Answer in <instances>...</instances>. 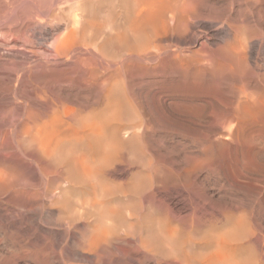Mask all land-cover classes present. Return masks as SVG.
<instances>
[{
    "label": "rangeland",
    "instance_id": "1",
    "mask_svg": "<svg viewBox=\"0 0 264 264\" xmlns=\"http://www.w3.org/2000/svg\"><path fill=\"white\" fill-rule=\"evenodd\" d=\"M91 1H92V6H91ZM99 3H98V2ZM102 1H105L110 7L108 8V5H106L105 2H102ZM112 0H0V19H6V18H9V17H13L15 19H17V23L14 24L13 26H10V27H1L0 28V97L1 98H5L6 96H70L71 98L74 97V96H79L80 98V101H85L84 99H86L84 96H92V98H90L91 101H94L95 97L94 96H111L112 95V102L113 105L111 107V110H112V113L114 115V120H112V128L113 129V141L116 142L114 143V146L115 147V150H114V153L115 155L113 156V164H112V170L115 168L116 170H118L116 172V170H113L112 173H113V176H114V184L116 185V188L114 186V189H113V196H114V203H118V205H122V207H127L125 210L126 212H133L135 214H138L137 212L139 211V213H141L142 216L143 215V211L144 209L141 210V208H143V206H141V204H138V200H140V202L142 203L141 199L142 197L144 198V196H148V194L144 193L146 192L152 185L153 182H155V180L159 179L162 177L164 179H167L169 178L168 181H172L171 182H174V181H179L180 180V177L181 179L184 180L183 182V190L181 191L180 189H182L181 187L176 188H171L170 192L171 194H167L168 196H166V193L168 192H161L159 194V200L161 198L162 201L160 202H163V204H165V206L170 209V214L167 213V212H162V214L160 215V217H162V222L160 221V223L162 225L165 224V217L167 218V221H168V217L170 215V221H168V225H172L175 224L177 225H180V229H181V232L182 234L181 235V238H183V235L184 237H186V235L188 236L189 234H191L193 232L192 235H195L194 233L196 232V236H192V238L194 239H197L196 241H200V239L202 238V236L204 235V232H210L209 229L213 232L215 231H218L223 233L224 234V238H226V242L228 243V245L230 244V246L227 245L228 248H231L233 246L234 250H236L237 254L239 252V255L245 257H243V260L245 262H249L250 264H264V261L262 262L261 260H264V257L262 256L264 254V252H261L264 250V122H263V118H264V87L262 86L264 84V74L262 76V72L264 73V32H263V36L261 35L263 29H261V27H263L264 23H260V22H264V19H262L264 17V11H261V10H264V0H207V2H205L203 0H198L193 2V0H182L181 2L183 3V5H187V3H190V5L188 4L186 6V9L189 10V14H192L189 15V24H188V28L187 30L182 33V34H177L175 33L173 30L171 29H168V30H162V31H159V35H161L158 39V36H157V39H156V42L155 39L153 41L154 45H150L148 47H140L139 45H137V43L134 41L135 39H132L130 38L127 42L126 41H121L117 43V41H109L107 39V36H109L110 34L113 33V29L111 28L110 30L108 28H110L109 26H111L112 24H116L117 27H119L120 25V28H123L125 24H127V19H128V16L130 15V12L132 10V6H133V2L129 3L130 0H113L112 2H115V3H112L111 2ZM123 2V5H124V1H125V4L127 5L128 3V6L126 7V5L122 6V3H119V2ZM127 1V2H126ZM132 1V0H131ZM212 4H210L209 2ZM81 3V6L80 3ZM102 2V3H101ZM112 4H115L114 5H110L109 3ZM186 2V3H184ZM197 2L202 5V7H205L202 8L199 4H197ZM13 5H12V4ZM53 3V4H52ZM75 3H77L76 5H74ZM83 3V4H82ZM85 3L88 4L85 6ZM119 3V4H118ZM207 3V4H206ZM250 4V8L248 7L249 4ZM262 3V5H261ZM8 4L10 6H12L11 8L8 7ZM16 6H15V5ZM94 4V6H93ZM96 4V6H95ZM101 4V6L98 5ZM105 4V5H104ZM256 4V5H255ZM259 4V5H258ZM74 5V6H73ZM83 5V6H82ZM104 5V6H102ZM117 5V6H116ZM217 5L219 6V8L221 9V7H224L223 9H221V12L225 10V14H227L226 16H228V19H226L227 17H224L225 15L220 14L219 15H216V16H211V10H210V7L211 6H216ZM247 5V7L245 6ZM7 6V7H6ZM52 6V7H51ZM72 8H71V7ZM79 6V8H77ZM85 6V7H84ZM121 6L122 9H120L119 7ZM130 6V8H129ZM188 6H190L189 8L193 9L194 7V10L190 11V9L188 8ZM201 7L202 9H204V11L201 9L199 10L198 8ZM210 6V7H209ZM221 6V7H220ZM244 6V7H243ZM256 7V9L254 7ZM69 7L71 9H69ZM88 7V9H87ZM94 9V11L96 10V7L98 8L95 12L91 10V8ZM106 7V8H105ZM113 7H115V10L117 9L116 7H118L117 11L114 10V12H117V13H114L112 12V9ZM125 7V11L123 10ZM198 7V8H197ZM247 8L245 9L244 11V8ZM261 9H260V8ZM263 7V8H262ZM10 11H15L14 13L13 12H10ZM36 8L38 10H36ZM81 8V9H80ZM83 8V9H82ZM86 8V9H84ZM103 8V10H101ZM108 8V9H107ZM129 8V9H128ZM197 8V9H196ZM207 8V9H206ZM226 8V9H225ZM229 8V9H227ZM231 8V9H230ZM243 8V11H241V9ZM253 8V9H252ZM16 9V10H15ZM31 9V10H30ZM35 9V11H34ZM73 9V10H72ZM83 11L81 14L80 10ZM111 9V10H109ZM128 9V10H127ZM240 9V11H239ZM7 10V11H6ZM62 10V11H61ZM70 10V12H69ZM77 10H79L80 14L77 12ZM87 10V11H86ZM127 10V11H126ZM195 10H197V13ZM230 10V11H229ZM249 10V12H248ZM3 11V12H2ZM5 12V14H3ZM45 11V12H44ZM85 11V12H84ZM103 11V13L101 12ZM106 13H105V12ZM108 11H110L108 13ZM121 11H124V12H121ZM240 14H239V12ZM252 11H256V13H252ZM10 14H9V13ZM34 12V13H33ZM40 12V13H39ZM74 12V13H72ZM88 12V13H87ZM94 12V13H93ZM118 12L120 13L119 16L117 17L118 15ZM126 12V14H124ZM205 12V15H201L202 13ZM227 12V13H226ZM231 12V13H230ZM262 12V13H261ZM37 15H36V14ZM39 13V14H38ZM43 13V15H42ZM68 13H71L69 14L68 16ZM92 13V15H91ZM100 13V14H99ZM111 13H113L114 15H112ZM128 13V14H127ZM207 13V14H206ZM210 13V15L208 16V14ZM237 13V17L239 19H237V17L235 16L234 18V15ZM252 14L254 15L253 18L251 17L252 15H249V14ZM13 14V15H12ZM41 14V16H40ZM73 14H78L77 17L80 18L82 16H86L89 18H92L94 21V23L96 24L97 27H99L98 29L99 30H102L100 33V31L95 30L96 32H89V33H86V34H81V32H78L76 33L75 35L69 33V28L71 27L70 24H72V20H73ZM94 14V15H93ZM97 14V15H96ZM104 14V15H102ZM105 14L106 17H105ZM109 14V15H108ZM123 14V15H121ZM243 14V15H241ZM262 14V15H260ZM3 15V17H2ZM5 15V16H4ZM7 15V16H6ZM35 15V16H34ZM66 15V17H65ZM72 15V16H70ZM96 15V16H95ZM125 15V16H124ZM128 15V16H127ZM213 15V14H212ZM231 15V16H230ZM246 15V16H244ZM259 15V17H258ZM90 16V17H89ZM99 16V17H98ZM102 16V17H100ZM104 16V17H103ZM108 16V17H107ZM123 16V17H121ZM192 16V17H191ZM219 16V17H217ZM223 17L224 19H221L220 18ZM233 16V17H232ZM244 16V17H243ZM261 16V18H260ZM68 17V18H67ZM71 17H73L71 20H69ZM96 17V18H95ZM120 20L118 22V20ZM126 17V18H125ZM231 17H232V20L234 18V21L231 20ZM242 17V18H241ZM250 17V21L248 20V18ZM67 18V19H66ZM85 18V17H84ZM101 18H107L106 20L105 19H101ZM121 18V19H120ZM122 18L124 19V21L122 20ZM216 18V19H215ZM220 18V19H219ZM247 18V19H246ZM258 18V19H257ZM261 20H260V19ZM4 19V20H5ZM100 19V22L98 21ZM116 19V20H115ZM191 19V21H190ZM236 19V20H235ZM244 19H246L245 23L246 25H248L249 28V36H247V43H249L247 45L246 50H244V56H245V60H249V62L246 60V63L244 66L243 65H238V64H235V62H229L228 60H226L225 58H222L220 56V54H218L219 52L217 51V46L215 45L216 43L219 45L221 44V40L220 39H223L222 40V43L223 41H226L227 39H229V36H227L226 34H229L230 37H231V26L232 24L234 23H237L236 21H238V23H244ZM254 19V21H253ZM255 19H257V23L254 24ZM108 20V21H107ZM241 20V21H240ZM68 21H71V23ZM103 21V22H102ZM116 21V23H115ZM122 21V22H121ZM108 22V23H107ZM173 22V21H172ZM171 21H169V23L171 24L170 26L174 25V22L172 23ZM66 25H65V24ZM121 23H123L121 25ZM231 23V24H230ZM251 23V24H250ZM260 23V24H259ZM69 26H68V25ZM64 25V26H63ZM103 25H107L106 27H103ZM250 25V26H249ZM255 25V26H254ZM262 25V26H261ZM73 26V25H72ZM193 26V27H192ZM66 27V28H65ZM189 27H192L191 29ZM261 30V32L259 31V29ZM101 28V29H100ZM107 29V30H104V29ZM119 28V29H120ZM189 29V30H188ZM105 32H104V31ZM111 30H113L112 32H110ZM256 30V31H255ZM68 31V33H67ZM107 31V32H106ZM109 31V32H108ZM171 31V33L174 35L175 34V37L173 35H171V33H169ZM255 31V32H254ZM104 32V33H103ZM186 32H188V34H185ZM257 32V33H256ZM96 33V34H95ZM107 33V35L105 34ZM110 33V34H108ZM164 33V34H163ZM260 33V34H259ZM100 34H103V35H100ZM171 36H170V35ZM177 34V36H176ZM191 34V35H190ZM185 38H184V36ZM190 35V37L192 38H188ZM251 35V36H250ZM254 35V36H253ZM256 35V36H255ZM261 35V36H260ZM72 36V37H71ZM74 36V37H73ZM91 36V37H90ZM97 36V37H96ZM103 38L100 39L101 40V44H100V40H99V37ZM165 36V37H164ZM174 39H173V37ZM181 36V37H180ZM257 36H260L259 38ZM88 37V38H87ZM94 37V38H93ZM162 37V40H160ZM172 37V38H171ZM187 37V38H186ZM195 37V38H194ZM252 37V38H251ZM167 42V44L164 42L165 40ZM168 38V39H167ZM172 40H170V39ZM177 38V39H175ZM180 38V39H178ZM193 38L195 39V41L193 40ZM225 38V39H224ZM249 38H251L250 40H248ZM95 42H93V40ZM98 39V40H97ZM107 39V40H106ZM191 39V40H190ZM131 40H132V43L131 44ZM160 40V41H159ZM168 40V41H167ZM183 40V41H182ZM190 40V43L194 42L193 44H190L187 43L188 41ZM218 40V41H217ZM99 43H98V42ZM106 41V42H105ZM107 41H109L107 43ZM173 41V42H171ZM185 41V42H184ZM97 42V43H96ZM112 42V44H111ZM115 42V43H114ZM130 42V43H129ZM162 42V43H161ZM174 42L176 44V42H182L183 44L181 45V43H177L176 46L180 47L178 48L177 50V47H175L174 45ZM106 43V44H105ZM117 43V44H116ZM134 43L138 46L135 47ZM158 43V44H157ZM169 43V45H168ZM97 44V45H96ZM108 44L109 45V49H106L108 48ZM115 44V45H114ZM118 44H121V48H119L120 46ZM162 44V45H161ZM166 44V45H164ZM174 46H173V45ZM82 45V46H81ZM85 45H87L85 47ZM105 45V46H104ZM107 45V46H106ZM112 45V47L110 48V46ZM118 45V47L116 46ZM125 46V47H122ZM160 45V47H159ZM172 45V46H171ZM180 45V46H179ZM82 48H80V47ZM114 46V47H113ZM132 46V47H130ZM166 46V47H165ZM204 46V47H203ZM207 46V47H206ZM246 46V44H245ZM250 46V47H249ZM253 46V47H252ZM153 47V48H152ZM176 48L175 50L173 48ZM182 47V48H181ZM212 47V48H211ZM114 48V51H111L113 50ZM118 48V49H117ZM126 49L124 50V54L122 53L123 52V49ZM129 52H128V50ZM153 51H152V49ZM167 48V49H166ZM185 48V49H184ZM202 48V50H201ZM208 48V50H206ZM248 48H251V49H248ZM78 49V50H76ZM117 49V50H116ZM149 49V50H148ZM165 49V50H164ZM173 49V50H172ZM213 51H212V50ZM216 49V50H215ZM87 50V51H86ZM90 50V51H89ZM108 50L110 52H108ZM119 50V51H118ZM162 50V51H161ZM168 50V51H167ZM180 50V51H179ZM188 50V52H187ZM204 51H207V52H203ZM80 51V52H79ZM82 51V52H81ZM85 51V52H84ZM106 51V52H105ZM118 51V53H117ZM122 51V52H121ZM127 51V52H126ZM132 51V52H131ZM146 51V53H145ZM148 51H149V54H148ZM161 51V52H160ZM166 51V52H165ZM176 51V52H175ZM202 51V52H200ZM212 51V52H211ZM79 52V53H77ZM90 53V55H88V53ZM92 52V53H91ZM108 52V53H107ZM114 52V53H112ZM121 52V53H119ZM143 52V53H142ZM151 52V53H150ZM158 52V54H157ZM175 52V54H174ZM185 52V53H184ZM213 53L214 55L210 54V53ZM249 52V53H248ZM73 53V54H72ZM86 55H84V54ZM142 53V55H141ZM145 53V54H144ZM156 53V54H155ZM182 53V54H180ZM187 53V54H186ZM204 53H207V55H204ZM211 55L209 56L208 55ZM216 53V54H215ZM99 54V55H98ZM111 54V55H110ZM118 56H115L117 55ZM122 54V55H120ZM127 54V55H126ZM130 54V55H129ZM136 57V60H135V56ZM161 54V55H160ZM172 54V55H171ZM185 54V55H184ZM203 54V55H202ZM77 57H76V56ZM81 57H80V56ZM96 58H95V56ZM129 55V56H128ZM134 57H133V56ZM179 57H178V56ZM187 55V57H186ZM192 55V57H191ZM218 55V56H217ZM248 55V56H247ZM91 56V57H90ZM120 56H124L122 59L120 58ZM126 56V57H125ZM128 56V57H127ZM154 61L153 60V58ZM182 56V57H181ZM196 56V57H195ZM201 56V57H200ZM214 56V57H213ZM87 57V58H86ZM101 57V58H100ZM130 57V58H129ZM134 60H132L133 58ZM176 57V58H175ZM198 57V58H197ZM203 57V58H202ZM207 57V59H206ZM218 57V58H217ZM82 60H80V59ZM94 58V60L92 59ZM103 58V59H102ZM141 58V59H140ZM148 58H151V59H148ZM195 58V59H194ZM200 58V59H199ZM215 58V59H213ZM222 58V59H220ZM258 58V59H257ZM121 61H120V60ZM146 59V60H145ZM168 61H167V60ZM171 59L173 61H171ZM205 59V60H204ZM219 59V60H218ZM253 59V60H252ZM256 59V60H254ZM139 60V61H138ZM143 60V62H142ZM178 60V62H177ZM180 60V61H179ZM202 60V62H201ZM211 60V61H209ZM214 60H218L219 63H217L218 61H214ZM252 60V62H250ZM36 61V62H34ZM80 61V62H79ZM85 61V63H84ZM104 61L106 62V64L104 63ZM152 62L149 64V62ZM159 61V62H158ZM200 61V62H199ZM209 61V62H207ZM257 63H256V62ZM94 62V63H93ZM96 62V63H95ZM116 62V63H115ZM119 62V64H117ZM121 62V63H120ZM141 62V63H140ZM165 62V63H163ZM177 62V63H176ZM187 62V63H186ZM192 62V64H190ZM206 62V64L204 63ZM221 62V63H220ZM225 62V63H224ZM231 66V68L229 67V65ZM79 63V64H78ZM84 63V64H82ZM107 63H110V64H107ZM125 65H124V64ZM147 63L148 65V68L146 67L147 65H145ZM157 66H153L154 68L152 69V65L154 64ZM162 63V65H161ZM168 63V64H167ZM175 63V64H174ZM201 63V64H200ZM203 63V64H202ZM253 63V64H252ZM261 63V64H260ZM35 64V65H34ZM57 64V65H56ZM83 65V66H80V65ZM121 64V65H120ZM164 64V65H163ZM197 64V65H195ZM226 64V65H225ZM257 64V65H256ZM258 64H260V67L258 66ZM103 65V66H102ZM109 65V66H107ZM115 65V66H114ZM145 65V66H144ZM149 65H150V68H149ZM168 65V66H167ZM206 65V66H205ZM236 65V67H235ZM253 65V66H252ZM76 66V67H74ZM92 66V67H91ZM115 68H114V67ZM124 66V68L122 67ZM167 66V68L165 67ZM170 66V67H169ZM196 66V67H194ZM200 68H199V67ZM203 66V67H202ZM210 66V67H209ZM239 66V67H238ZM249 66V67H248ZM257 66V68L255 67ZM80 67V68H79ZM121 67V68H120ZM145 67L147 69H145ZM180 67V69H179ZM190 67V68H189ZM206 67V68H205ZM220 67V69H219ZM253 67V68H252ZM261 67H263L262 69H260ZM21 68V69H20ZM91 68V69H90ZM112 68V69H111ZM118 68V69H117ZM129 68V69H128ZM142 68V70H141ZM158 68V69H157ZM159 68H160V71L162 70H165V71H159ZM166 68V69H164ZM177 68V70H176ZM182 68V69H181ZM184 68V69H183ZM196 68V69H195ZM197 68L199 70H197ZM211 70H210V69ZM231 71L230 74H228L230 71ZM244 68V69H243ZM247 68V69H246ZM250 68V69H249ZM255 68V69H254ZM57 69V70H55ZM139 69L140 70V73H139ZM154 69H156L154 71ZM175 69V70H174ZM179 69V70H178ZM233 69V71L231 70ZM242 69V71H241ZM260 69V70H259ZM114 70V71H113ZM116 70V71H115ZM121 70V71H120ZM132 70V71H131ZM136 70V72H135ZM146 70V71H145ZM153 70V71H151ZM158 70V72H156ZM182 72H181V71ZM188 70V72H187ZM197 70V71H196ZM201 70V71H200ZM206 70V73L204 71ZM208 70V71H207ZM226 70V71H225ZM251 70V71H250ZM257 70V71H256ZM123 72L122 74L120 72ZM125 71V72H124ZM134 71V73H133ZM142 71V72H141ZM149 71V72H148ZM177 71V72H176ZM190 71V72H189ZM192 71V72H191ZM199 71V73H198ZM210 71V72H209ZM240 71V72H239ZM250 71V73L248 72ZM254 71V72H252ZM260 71H262L260 73ZM111 72V73H110ZM128 72V73H127ZM147 72V73H146ZM152 72V73H151ZM154 72V73H153ZM156 72V73H155ZM194 72H196V74H194ZM247 72L249 73V75H246ZM258 72V73H257ZM150 73V75H149ZM178 73V75H177ZM181 75H180V74ZM185 73V74H184ZM204 73V75H203ZM211 73V74H210ZM254 73V74H253ZM120 74L122 76H120ZM124 74V75H123ZM127 74V75H125ZM140 76H138V75ZM192 74V77L191 75ZM200 76H199V75ZM206 74V75H205ZM227 74V75H226ZM239 74V75H238ZM253 75L252 77L250 76ZM261 74V75H260ZM103 75H107L106 77ZM136 75V76H135ZM176 75V76H175ZM180 75V76H179ZM186 75V76H185ZM211 75V76H209ZM230 75L231 78H233L231 80V78L228 76ZM242 75V76H240ZM258 75V76H257ZM88 76V77H87ZM124 76V77H123ZM134 76V77H132ZM175 76V77H174ZM178 76V77H177ZM190 76V77H189ZM206 78H205V77ZM209 76V77H208ZM234 76L235 78L239 79L240 77H242L244 79H241L240 78V81L242 82H239V80L236 81V79H234ZM246 76V77H245ZM249 76V77H248ZM103 77V78H101ZM111 77V78H110ZM121 77L123 79H121ZM193 77H194V81H193ZM204 77V78H203ZM208 77V78H207ZM228 77V79H227ZM239 77V78H238ZM105 78V79H104ZM179 78V79H178ZM182 78V79H181ZM186 78V79H185ZM192 78V79H191ZM196 78L198 80H196ZM212 78V79H211ZM218 78V80H217ZM230 78V79H229ZM247 78V79H246ZM249 78V79H248ZM258 78V79H256ZM88 79V80H87ZM94 79V80H93ZM208 79L209 80V83H208ZM226 79V81H225ZM262 79V80H261ZM98 80V81H97ZM188 80V82H187ZM192 80V82H191ZM196 80V81H195ZM205 80V82H204ZM228 80V81H227ZM229 80H231V82H229ZM234 80V81H233ZM247 83H246V81ZM258 80V81H257ZM259 80L263 81V82H260ZM84 81V82H83ZM92 81V82H91ZM97 81V82H96ZM174 83H173V82ZM180 81V82H179ZM190 81V82H189ZM204 83H202V82ZM214 81V82H213ZM234 83H233V82ZM250 81V82H249ZM257 81V82H256ZM179 82V83H178ZM187 82V83H186ZM196 84H193L195 83ZM200 82V83H199ZM236 82V83H235ZM173 83V84H172ZM176 83V84H175ZM232 85L230 86L229 84ZM242 83V84H241ZM246 83V85L244 84ZM252 83V85H251ZM259 85H257V84ZM99 84V85H98ZM184 84V86H183ZM202 84V85H201ZM206 84V85H205ZM211 84V85H209ZM222 84L227 85L226 87H224ZM187 85V86H186ZM190 85V86H189ZM208 85V88H205L207 87ZM222 85V86H221ZM237 85V86H236ZM249 85V86H248ZM255 87H254V86ZM172 86V87H171ZM186 86V87H185ZM196 86V87H195ZM210 86V87H209ZM237 87V88H234V87ZM261 86V87H260ZM125 87V88H124ZM174 87V88H173ZM176 87V88H175ZM188 87V88H187ZM191 87V88H190ZM221 87V88H220ZM224 87V88H223ZM247 87L250 89L247 90ZM257 87V88H256ZM108 88V89H107ZM178 88V89H177ZM181 88V89H180ZM194 88V89H193ZM203 88V89H202ZM205 88V89H204ZM214 88V89H213ZM227 88V89H226ZM254 88V89H253ZM260 88L263 90L260 91ZM106 89V90H105ZM125 89V90H124ZM183 89V90H182ZM191 89V90H189ZM212 89V90H211ZM223 89V93L221 92V90ZM234 89V90H233ZM245 91H244V90ZM259 89V90H257ZM59 90V91H58ZM182 90V91H181ZM215 90V91H214ZM227 93H226V91ZM230 90H232L230 92ZM248 92H247V91ZM126 91V92H125ZM190 93H187L189 92ZM231 93H229V92ZM119 92V94H118ZM198 92V93H197ZM210 92V93H209ZM235 92V94L233 93ZM259 92V93H258ZM124 93V94H123ZM237 93V95H236ZM245 93V94H243ZM258 95H261L258 96ZM117 95V97H116ZM120 95V96H119ZM234 97H233V96ZM243 95V97H242ZM246 95V96H245ZM263 95V96H262ZM3 96V97H2ZM174 96V97H173ZM177 96V97H175ZM180 96V97H179ZM185 98V100L182 98ZM205 96V98H204ZM209 96V97H208ZM232 96V97H231ZM237 96V97H236ZM252 96V97H251ZM69 97V99H70ZM83 97V98H82ZM116 97V98H115ZM121 97V98H120ZM127 97V98H126ZM130 97V98H129ZM198 97V98H195ZM224 97V98H223ZM229 97V98H228ZM245 97V99H244ZM252 98L250 100V98ZM260 97V98H259ZM94 98V99H93ZM115 98V99H113ZM125 98V99H124ZM179 98V100L177 99ZM191 98V99H190ZM213 98V99H212ZM218 98V99H217ZM222 98V99H220ZM235 98V99H234ZM240 100L241 98H243L244 100H241V101H238V99ZM246 98H249L246 99ZM256 98V99H255ZM263 100H262V99ZM124 99V100H123ZM130 99V101L128 100ZM188 99V100H187ZM196 101H195V100ZM215 101V103L212 101V100ZM232 99V100H231ZM255 99V100H254ZM12 100V99H11ZM89 100V101H90ZM122 100V102H121ZM199 100V101H198ZM201 100V101H200ZM205 100V101H204ZM208 100V101H207ZM234 100V101H233ZM254 100V101H253ZM261 100V101H260ZM118 101V104L117 102ZM120 101V102H119ZM188 101V102H187ZM195 101V102H193ZM203 101V102H202ZM211 101V102H210ZM229 101V102H228ZM263 101V102H262ZM100 102V100H99ZM129 102V103H128ZM178 102V103H177ZM199 102V103H198ZM206 104H205V103ZM218 102V106H215L217 105L216 103ZM228 102V103H227ZM233 102H235L234 104H232ZM241 102V104H240ZM261 102V103H259ZM116 103V104H115ZM123 103V104H121ZM125 103V104H124ZM127 103V104H126ZM191 103V104H190ZM204 103V104H202ZM215 105H214V104ZM220 103V104H219ZM239 105H238V104ZM246 103V104H245ZM250 104V106L252 107H249L247 106L248 104ZM172 104V105H171ZM175 104V106H174ZM212 106V107H210ZM121 105V106H120ZM124 105V106H123ZM129 105V106H128ZM192 105V106H191ZM206 105V106H205ZM220 105H223V106H220ZM231 105V106H230ZM245 105V106H244ZM253 105V106H252ZM116 106V107H115ZM199 106V108H198ZM205 106V107H204ZM208 106V107H207ZM215 106V107H213ZM220 106V107H219ZM237 106V107H236ZM14 107L15 109V105L12 106ZM115 107V108H114ZM127 107V109L125 108ZM218 109H217V108ZM223 107V108H222ZM226 107V108H225ZM230 107L231 109L233 110H230ZM238 109H236V108ZM208 108V109H207ZM210 108V109H209ZM216 108V109H215ZM229 108V109H228ZM243 108V109H242ZM246 108H249V109H246ZM177 109V110H176ZM225 109V110H224ZM226 109L228 111H226ZM242 109V110H241ZM245 109V110H244ZM259 109V110H258ZM17 110V109H16ZM15 110V112H16ZM119 110V111H118ZM125 110V111H124ZM207 110V112H205ZM219 110V111H218ZM231 113H230V111ZM241 110V113H239ZM249 110V111H248ZM1 113L4 114V110H0ZM140 111V112H139ZM225 111V113H223ZM237 111V112H236ZM245 111V112H244ZM254 111V115H252ZM256 111V112H255ZM142 112V113H141ZM205 112V113H204ZM222 112V113H221ZM228 112V113H227ZM251 112V113H250ZM260 114H259V113ZM10 113V114H9ZM125 115L123 118L121 116L122 115ZM140 113V116L138 115ZM145 113V114H143ZM204 113V114H203ZM227 113V115H226ZM237 113V114H236ZM1 114L0 117H10L12 116L13 112H7L6 114ZM10 116H9V115ZM117 114V115H115ZM128 114V115H127ZM181 114V115H180ZM222 116H221V115ZM229 114V115H228ZM231 114V115H230ZM243 115L242 117L240 115ZM249 114V115H248ZM15 115V113H14ZM145 115H148L147 118L144 117ZM202 115H203V118H202ZM204 115H207V116H204ZM214 115V116H213ZM224 115V116H223ZM237 115H239V117H237ZM126 116L128 117V121H124V119L126 118ZM143 116V117H141ZM209 116H211L209 119ZM220 118H219V117ZM255 116V117H254ZM261 116V117H260ZM6 117V118H7ZM117 117V118H116ZM141 117V118H140ZM241 117V118H240ZM181 118V119H180ZM200 118V119H199ZM202 118V119H201ZM209 120V121H207ZM235 118V119H233ZM246 118V119H245ZM116 119V120H115ZM119 119V120H118ZM131 119V120H130ZM140 119L141 122H139L138 120ZM227 119V120H226ZM245 119V120H244ZM249 119V120H247ZM262 119V121L260 120ZM148 120V121H146ZM203 122H202V121ZM205 120V121H204ZM213 120V121H212ZM251 120H252V123H251ZM257 120V122H255ZM121 121V122H120ZM123 121V122H122ZM145 121V122H144ZM207 121V122H206ZM232 121V123H230ZM235 121V122H234ZM240 121V122H239ZM248 121V122H247ZM116 122V123H115ZM126 122V123H124ZM139 124H137V123ZM144 122V123H143ZM202 122V124H201ZM210 122V123H209ZM212 122V123H211ZM234 122V123H233ZM260 122V123H259ZM114 123V125H113ZM120 123V124H119ZM143 123V124H142ZM147 123L149 125H147ZM245 123V124H244ZM253 123H256V124H253ZM263 123V124H262ZM136 127H135V125ZM195 124V125H194ZM206 124V125H205ZM209 124V125H208ZM225 124V125H224ZM230 124H233V126ZM249 124V126L247 125ZM253 124V125H252ZM125 127L127 130L123 129V128H120L119 127ZM128 125V126H127ZM131 125H134V126H131ZM142 125V126H141ZM196 125L197 126V129H196ZM224 127H227L228 125L230 126V129H229V126L227 128H223L222 126ZM227 125V126H226ZM242 125H244V127L242 128ZM248 127H246V126ZM201 126V128H200ZM208 126V127H207ZM236 126V127H235ZM250 126H254V128L252 129ZM262 128V129H259V127ZM117 127V128H116ZM138 127V128H137ZM149 129H148V128ZM203 127V128H202ZM207 127V128H205ZM210 127L214 130V131H211L210 132ZM233 127V128H232ZM255 127H258V132L256 133L255 131H257V128L255 130ZM132 128H135L132 130ZM137 128V129H136ZM209 128V129H208ZM218 128L220 129L218 131ZM222 128V129H221ZM248 129V130H245V129ZM115 129V130H114ZM119 129H121L119 131ZM123 129V130H122ZM130 129V130H129ZM142 131H141V130ZM201 130H205L203 133H200L199 131ZM229 129V131H228ZM237 129V130H236ZM244 129V130H243ZM251 129V130H249ZM127 132H125V131ZM133 132H129V131ZM145 132H144V131ZM195 130H197L198 132H196ZM253 130V131H252ZM261 130V131H260ZM228 131V132H227ZM241 131V132H240ZM117 132H118V138L117 137ZM125 132V133H124ZM202 132V131H201ZM206 132V133H205ZM209 132V134L207 133ZM215 134H214V133ZM216 132L217 134H221V135H216ZM248 132H253V134L251 133H248ZM255 132V133H254ZM124 133V134H123ZM130 133V135H129ZM145 133V134H144ZM197 133V134H196ZM242 133V134H241ZM246 133V135H245ZM132 134V135H131ZM256 134V135H255ZM260 135V138H259V135ZM263 134V135H262ZM125 136V137H122ZM130 136L131 139H129L128 137ZM139 135H141L139 137ZM146 135V136H145ZM183 135V136H182ZM194 135L196 137H194ZM204 135H205V138H204ZM210 136L212 135L211 137H207V136ZM237 135V136H236ZM239 135V136H238ZM253 135H255V139L253 137ZM115 136V137H114ZM123 138H121V137ZM128 136V137H127ZM185 136V137H184ZM194 138H193V137ZM201 137L200 139H198L199 137ZM213 136H217L218 138H221V139H218L217 137H213ZM227 139H226V137ZM243 136V137H242ZM249 136V137H248ZM134 137V138H133ZM229 137V138H228ZM116 138V140H115ZM121 140H120V139ZM127 138V139H126ZM194 139V141L192 142V140ZM197 138V139H195ZM211 138V140H210ZM217 138V139H216ZM251 138V139H250ZM253 138V139H252ZM257 138V139H256ZM263 138V139H261ZM126 139V140H125ZM134 139V140H133ZM144 139V140H143ZM186 139V140H185ZM190 139V141H189ZM192 139V140H191ZM213 139V140H212ZM216 139V140H215ZM232 139V140H231ZM242 139V140H241ZM246 139H249V140H246ZM143 140V141H142ZM203 140V141H202ZM208 140V141H207ZM230 140V141H229ZM252 140H254L252 142ZM120 141V143H119ZM122 141H130L129 143H132L133 141V144H128L127 143H121ZM136 141V142H135ZM141 141V142H140ZM180 141V142H178ZM186 141V142H185ZM196 141V142H195ZM206 141L207 143L205 144ZM216 141V142H215ZM222 144H221V142ZM228 141V142H227ZM234 143H232V142ZM257 141V142H256ZM135 142V143H134ZM189 142V143H188ZM192 145H191V143ZM198 142V144H196ZM208 142H210L208 144ZM213 142V144H212ZM231 142V143H230ZM237 142V143H236ZM243 142V143H242ZM246 142V143H245ZM252 144H251V143ZM256 142V143H254ZM180 143V144H179ZM182 143V144H181ZM190 144L189 146H187L188 144ZM200 143V144H199ZM218 146H214L216 144ZM219 143V144H218ZM13 144L15 143H12V142H9V145L6 149H2L4 152L2 153V155H0L1 159H0V163H9V162H12V163H16L21 157L20 155H18V153L16 152L18 149L17 147L15 148V145L13 146ZM127 144V145H126ZM134 144L137 146H134ZM142 144V145H141ZM144 144H146L147 146H145ZM184 144H185V147H184ZM220 144L222 146H220ZM246 144V145H245ZM251 144V145H250ZM13 146V147H10V146ZM122 145H125L127 149L131 150H127L124 146ZM183 145V146H182ZM194 145L199 146V147H195ZM202 149H200L201 147ZM203 145V146H202ZM210 145H212V147H210ZM232 147H230V146ZM235 148H234V146ZM254 145V146H253ZM118 146V148H117ZM122 146V148H121ZM128 146V147H127ZM132 146H134L135 148H133ZM144 146V148H143ZM177 146V148H176ZM180 146V147H179ZM182 146V147H181ZM188 148H187V147ZM205 146V147H204ZM208 146L210 148H208ZM214 146V147H213ZM238 146V148H237ZM241 146H244V149L243 147ZM246 146V147H245ZM167 147V148H166ZM190 147H192L190 149ZM194 147V148H193ZM230 147V148H229ZM240 147V148H239ZM249 147V148H248ZM253 149H252V148ZM262 147V148H261ZM13 148V149H11ZM121 148V149H120ZM138 148V149H137ZM158 148V149H157ZM166 148V149H165ZM168 148L170 150H168ZM173 148L175 152H172ZM183 148V149H182ZM186 148V149H185ZM197 149V150H193V149ZM213 150H212V149ZM220 148V149H219ZM229 148V149H228ZM234 148V149H233ZM246 148V149H245ZM17 149V150H16ZM122 151V153H120V151ZM126 149V150H125ZM132 149H135L134 152ZM137 149V150H136ZM150 149V150H148ZM181 149V150H180ZM204 149V150H203ZM212 150L210 152L209 151ZM217 149V150H215ZM241 149V150H240ZM259 151H257V150ZM263 149V150H262ZM5 150H7L5 152ZM143 150V151H141ZM159 150V151H158ZM184 150V152H182ZM208 150V151H207ZM234 150V152H233ZM239 152H238V151ZM254 152H252V151ZM9 151H12V152H9ZM129 151V152H127ZM136 151V152H135ZM141 151V152H140ZM145 151V154H143ZM149 151V152H148ZM154 151V152H153ZM160 154V156L158 157H155L158 153ZM164 151V152H163ZM168 151V152H167ZM186 151V153H185ZM188 151V152H187ZM197 153H196V152ZM205 153V154H203ZM207 151V152H206ZM219 151V153H218ZM224 151V152H223ZM245 151V153H244ZM250 151V153H249ZM257 151V152H255ZM263 151V152H262ZM2 152V151H1ZM8 152V153H7ZM126 152V153H125ZM130 152H133L132 154H130ZM156 152V154H155ZM166 152V153H165ZM171 152L173 153V157L171 155ZM179 152V153H178ZM181 152V153H180ZM231 152V153H230ZM120 153V155H116ZM142 153V154H141ZM154 153V154H153ZM164 157H163V155ZM177 153V154H175ZM196 153V154H195ZM201 154V157H197L198 155L197 154ZM207 153V154H206ZM211 153V154H209ZM218 153V155L216 154ZM236 153H239V154H236ZM241 153V154H240ZM254 153V154H253ZM4 154V155H3ZM15 154V155H14ZM124 154V155H123ZM130 154V156H129ZM167 154H170L169 156ZM175 154V155H174ZM185 154V155H183ZM188 156H187V155ZM205 155L203 157V155ZM214 154V155H212ZM224 154V155H223ZM253 154V155H252ZM10 157H9V156ZM13 155V156H11ZM125 156V160L123 161V158ZM132 155V157H131ZM138 155V156H137ZM155 155V156H154ZM178 157H177V156ZM195 155L196 158H195ZM211 155V157H210ZM222 155V156H221ZM235 155V156H234ZM241 155V156H240ZM251 155V156H250ZM255 155V157H254ZM258 155V156H256ZM6 156V157H5ZM128 156V157H127ZM162 156V157H161ZM182 156V157H181ZM184 156V157H183ZM187 158H186V157ZM200 156V155H199ZM208 156V157H206ZM218 158H217V157ZM243 156V157H242ZM263 156V157H261ZM13 157L16 159H13ZM18 157V158H17ZM116 157V158H115ZM171 157V159H170ZM175 157V161L172 160L174 159ZM216 157V158H215ZM222 157V158H220ZM242 157V158H241ZM122 158V160L120 159ZM131 158V159H130ZM137 158V160L135 159ZM153 158V159H152ZM155 158V159H154ZM161 158V160H160ZM180 158V159H179ZM190 158L188 164H187V161L188 159ZM214 158V160H212ZM236 158V160L234 159ZM246 158V160H245ZM258 158L260 160H258ZM134 159V160H133ZM156 159L159 161H156ZM170 159V164L168 163V160ZM182 159V160H181ZM198 159V160H197ZM215 159H218L217 161ZM241 159V163L239 162ZM253 159V160H251ZM263 159V160H262ZM6 160V161H5ZM147 160V161H146ZM155 160V161H153ZM167 160V161H166ZM179 160V162H177ZM194 160V161H193ZM202 160L203 161V164H202ZM212 160V162H211ZM141 165H139L140 163ZM142 161V162H141ZM160 161H163V162H160ZM173 161L175 162V164L173 163ZM183 161V162H182ZM192 161V162H191ZM235 161V162H234ZM239 163L237 164L236 163ZM243 161V162H242ZM252 161V162H251ZM115 162V164H114ZM119 162V163H118ZM123 162V163H121ZM132 162V163H131ZM144 162V163H143ZM151 164H150V163ZM153 162V163H152ZM157 162V163H156ZM165 162V163H164ZM177 162V163H176ZM186 162V163H185ZM207 164H205V163ZM259 162V163H257ZM138 163V164H137ZM146 163H149L150 165H147ZM163 163V164H162ZM181 163V164H180ZM183 163V164H182ZM191 163V165L189 164ZM212 163V165H211ZM121 164V165H119ZM135 164V165H134ZM138 166H137V165ZM172 164V165H171ZM187 164V165H186ZM194 164V165H193ZM218 164H220L218 166ZM257 164V165H256ZM114 165V166H113ZM167 165V166H166ZM170 165V166H169ZM176 165V166H175ZM181 165V166H179ZM193 165V166H192ZM213 165H216L215 168ZM261 165V166H259ZM137 166V167H136ZM141 166V167H140ZM150 166V167H149ZM185 166V168H184ZM189 166V168H188ZM205 166H208V167H205ZM210 166V168H209ZM213 166V167H211ZM236 166V167H235ZM239 166V167H237ZM248 166V167H247ZM258 166V167H257ZM13 168H16L15 165H12ZM180 167H183L181 168V170L179 171ZM250 167V168H249ZM253 167V168H251ZM261 167L259 170L258 168ZM131 168V170H129ZM134 168V169H132ZM137 168V169H136ZM174 168V169H173ZM191 168V169H190ZM203 170H202V169ZM213 168V169H212ZM219 168V169H218ZM243 168V169H241ZM246 168V169H244ZM248 168V169H247ZM19 169V167H18ZM20 169H23L22 167ZM121 169V170H120ZM141 169V170H140ZM144 169V170H142ZM149 169V170H148ZM171 169V170H170ZM173 169V170H172ZM177 171H176V170ZM182 169H183V173H182ZM207 169H209L207 171ZM211 169V171H210ZM216 169V170H215ZM254 169V170H253ZM263 169V170H262ZM13 170V169H12ZM133 170V171H132ZM136 170V171H135ZM185 170V171H184ZM215 170V171H213ZM217 170H218V173H217ZM220 170V171H219ZM240 170V172H238ZM245 170H248V174L247 175V171ZM251 170V171H250ZM253 170V171H252ZM258 170V171H257ZM16 171V170H15ZM152 171V173H151ZM172 171V172H170ZM189 171V173H188ZM191 171V172H190ZM198 171V172H197ZM200 171V172H199ZM204 171V172H202ZM210 172V173H207V172ZM222 171H223V174H222ZM244 171V172H242ZM262 171V172H261ZM121 172V173H120ZM127 172V173H126ZM132 174H130V173ZM136 173V175L134 173ZM141 174H140V173ZM144 172V173H143ZM163 172V174H162ZM170 172V173H169ZM193 172V173H192ZM197 173L198 174V177H197V174L194 175V173ZM254 172V174L252 173ZM258 172V173H257ZM261 172V173H260ZM168 173V174H167ZM181 173L182 175H180L178 177V174ZM200 173V174H199ZM207 173V174H206ZM214 173V174H213ZM216 173V174H215ZM244 173V175L242 174ZM263 173V174H262ZM115 174V175H114ZM120 174V175H119ZM123 174V175H122ZM128 174V175H127ZM138 174V175H137ZM146 174V175H145ZM187 174V175H185ZM192 174V175H191ZM205 174V175H204ZM210 174V175H208ZM222 176H219L221 175ZM177 175V176H176ZM208 175V176H207ZM215 175V178L213 177ZM225 177H224V176ZM245 176L243 178V176ZM256 175V176H255ZM258 175V176H257ZM119 176V177H117ZM122 176V177H121ZM129 177L128 180L132 181L133 184H131V182L129 183V181L125 178V177ZM134 176V177H133ZM137 176V178H135ZM139 176V177H138ZM153 176V177H151ZM158 176V177H157ZM170 176V177H169ZM174 179H173V177ZM185 176V177H184ZM186 176H188V178H186ZM191 176V177H190ZM195 178H194V177ZM202 176V177H201ZM210 176V177H209ZM218 176V177H217ZM248 176V177H247ZM157 177V178H156ZM205 177V178H203ZM224 177V178H223ZM247 177V178H246ZM120 178V179H119ZM122 178H123V181H122ZM134 178V179H133ZM153 178V180H152ZM179 180H177V179ZM191 178V179H190ZM194 178V179H193ZM203 178V180H201ZM224 180H223V179ZM235 178L234 182L233 179ZM262 178V179H261ZM117 179V181H116ZM132 179V180H131ZM135 179H137L138 181H136ZM144 179V180H143ZM198 181V183H196L195 181ZM205 179V180H204ZM209 182H208V180ZM231 179V181H230ZM251 179V180H249ZM260 179V180H259ZM113 180V181H114ZM120 180V181H119ZM125 180V181H124ZM145 181V182H142L141 181ZM174 180V181H173ZM194 180V182H193ZM207 180V181H206ZM223 180V181H222ZM227 180V181H226ZM248 180V181H247ZM255 180V181H254ZM119 181V183H118ZM122 181V182H121ZM127 181V182H126ZM153 181V182H152ZM189 181V182H188ZM201 181V182H200ZM251 181L253 182V184L251 183ZM125 182V183H124ZM193 182V184H192ZM230 182V184H229ZM232 182V183H231ZM122 183H124L126 185V183H128V189L126 188V186L123 184V187H122ZM191 185H190V184ZM202 183V184H201ZM113 184V185H114ZM129 184L132 185H138L140 186V190L142 191L143 190V193H144V196H141L140 195V199H138L139 197L137 196L139 193V191H137L136 193L131 189V187L129 186ZM215 184V185H214ZM193 185V186H192ZM197 186V188L195 186ZM200 185V186H198ZM190 190H189V187ZM203 186V187H202ZM206 186V187H205ZM208 186V187H207ZM215 186V187H214ZM125 187V188H124ZM187 187V189H186ZM195 187V188H194ZM202 187V188H201ZM219 189H218V188ZM176 188V189H175ZM207 188V189H206ZM216 188V189H215ZM73 191L75 190V192H77L76 194L73 193L72 190H69L67 192H65V196L67 197H73V195H79L80 194V191L78 192L77 189H73L71 188ZM127 189V190H126ZM147 189V190H146ZM173 189V190H172ZM193 189V190H192ZM202 189V190H201ZM205 189V191L203 190ZM218 189V190H217ZM77 190V191H76ZM119 190L120 193H119ZM133 193H132V191ZM146 190V191H145ZM182 192L181 195H180V191ZM186 190V191H185ZM195 190H198L196 192H194ZM116 191V193H115ZM126 191V192H125ZM185 191V192H184ZM193 191V193L191 192ZM200 191V192H199ZM204 191V192H203ZM218 193H215L217 192ZM68 192L71 193L68 195ZM130 192V193H129ZM169 192V193H170ZM173 192V193H172ZM192 193L190 194L192 196V199L191 201L187 199H185L187 196L188 193ZM119 193V194H118ZM127 193V194H125ZM164 193V194H163ZM179 193V194H178ZM202 193V194H201ZM207 193V195H206ZM213 193V194H211ZM132 196H131V195ZM186 194V195H185ZM205 194V195H203ZM211 194V195H210ZM129 195L133 198H129ZM135 195V196H134ZM172 195V196H171ZM176 195V196H175ZM178 195V196H177ZM184 195V200H183V196ZM196 195V196H195ZM200 195V196H199ZM203 195V196H202ZM208 195L210 196L209 198H206L208 197ZM117 196V198H116ZM122 196V197H121ZM128 196V198L126 197L127 201L129 203H132L130 205L127 204V206L125 205L127 201H125V199H123L124 197ZM137 196V197H136ZM181 196V198H180ZM221 196H223L224 198H222ZM121 197V198H119ZM166 200H164L163 199ZM166 197V198H165ZM178 199H177V198ZM198 197V198H197ZM200 197V198H199ZM204 197V198H203ZM216 197V198H215ZM120 200H119V199ZM135 198V199H134ZM172 198V199H171ZM203 198V199H202ZM207 199V200H204V199ZM216 200H220L221 199V202L220 201H215L214 199ZM220 198V199H219ZM252 200L253 198V201H250L249 200ZM123 199V200H122ZM131 201H129V200ZM132 199H133V202H132ZM170 199V200H169ZM184 201V205L181 206V204H183L182 200ZM200 199V200H199ZM202 199V201H201ZM210 199V201L208 200ZM240 201H239V200ZM242 199V200H241ZM120 202H119V201ZM142 200H145L142 199ZM168 200V201H167ZM194 200L195 203H192ZM200 202H199V201ZM213 200V202H212ZM232 200V201H231ZM243 200L245 202H243ZM248 200V202H247ZM117 201V202H115ZM124 201V202H123ZM136 201V202H135ZM169 202L168 205L165 203V202ZM180 201V202H179ZM207 201V202H205ZM216 202L217 205H215L214 203ZM227 203L228 204V207H227ZM227 201V202H226ZM122 202V203H121ZM175 202V203H174ZM187 202V203H186ZM191 203V204H188V203ZM198 202V203H197ZM205 202V203H204ZM219 202V203H217ZM232 202V203H231ZM247 202V203H246ZM124 203V204H123ZM186 203V204H185ZM197 203V204H196ZM202 203V204H201ZM209 204L207 206V204ZM237 203H241L243 204L239 206V204L237 205ZM249 203V204H248ZM138 204V205H137ZM223 204V205H222ZM248 204V205H247ZM124 205V206H123ZM171 205V206H170ZM175 205V206H174ZM180 205V206H179ZM192 205V206H190ZM201 205V207H200ZM204 205V206H203ZM206 205V206H205ZM211 205V206H210ZM215 205V206H213ZM221 205V206H220ZM226 205V206H225ZM236 205V208L235 209V206ZM245 205V206H244ZM250 205V206H249ZM253 205V206H252ZM130 206V207H129ZM189 206V207H188ZM197 206L196 208V211H195V207ZM203 206V207H202ZM213 206V207H212ZM248 208H247V207ZM129 207V208H128ZM133 207V208H132ZM172 207V208H170ZM179 207V208H178ZM183 207V208H182ZM194 212H193V210ZM217 207L218 209H220L219 207H221V211H224L223 214H221L222 212L219 211V210H214V209H217L215 208ZM232 207V208H231ZM234 207V208H233ZM253 207L255 210H253ZM182 208V209H181ZM185 208V210H184ZM214 208V209H213ZM224 210H223V209ZM229 208V209H228ZM243 208V209H242ZM252 208V209H251ZM173 209V210H172ZM200 209V210H199ZM210 209V210H208ZM235 209V210H234ZM239 209V210H238ZM241 209V210H240ZM246 209V210H245ZM249 209V210H247ZM138 210V211H137ZM176 210V211H175ZM208 210V211H207ZM236 210H238L236 212ZM244 210V211H243ZM252 210L254 212H252ZM136 211V212H135ZM181 211V212H180ZM204 211V212H203ZM207 211V212H206ZM212 211V212H211ZM217 211V212H216ZM219 211V212H218ZM227 212V215H226V212ZM235 212V213H231V212ZM176 214H175V213ZM179 212V213H178ZM199 214H198V213ZM210 214V216H208L207 214ZM215 212V213H213ZM240 212H243L242 214ZM246 212V213H245ZM250 212V214H249ZM145 213V212H144ZM166 213V214H165ZM185 213V214H184ZM190 216V217H193L195 214V217H193V219H197L198 216H202L200 217V224H196L194 223V228L192 229L191 232H188L191 228V223L190 221L192 220V218H190L188 216L187 218V221L184 220L185 222H187V224H184L185 222L183 220H180L181 217L182 218H185L187 217V214ZM193 213V214H192ZM203 213V215H202ZM213 213V214H212ZM220 213V214H219ZM230 213V214H229ZM246 215H245V214ZM254 213V214H253ZM179 214V215H178ZM233 214V215H232ZM237 214V215H236ZM165 217H164V216ZM176 215V216H175ZM192 215V216H191ZM217 216L219 219L220 217L222 216V218L220 219L221 221H219L217 223L218 226H216V223L214 225H209L210 223L208 222L209 219L212 217V216ZM235 215V216H234ZM242 215V216H241ZM244 215V217H243ZM250 215V216H249ZM127 215L123 214L122 216H120L119 218L116 219V222L118 224H124V226L128 225L129 222H133V218H126ZM168 216V217H167ZM174 216V217H173ZM177 216H178V220H177ZM233 216L232 219H234V221L231 219V217ZM241 218H239V217ZM123 217V218H122ZM180 217V218H179ZM225 217V218H224ZM236 217L237 220H236ZM250 217V218H249ZM254 217H255V220H254ZM164 218V219H163ZM246 218V219H245ZM249 218V219H248ZM121 219V220H120ZM129 219V220H128ZM145 219V218H144ZM227 219V220H226ZM124 220V221H123ZM131 220V221H130ZM173 220V221H172ZM189 220V221H188ZM202 220V222H201ZM226 220V221H225ZM244 220V221H243ZM251 220V221H250ZM253 220V221H252ZM147 221V219H145V222ZM178 221V222H177ZM224 221V222H223ZM229 221V223H228ZM257 221V222H256ZM184 222V223H183ZM189 222V223H188ZM206 222V223H205ZM246 224H245V223ZM248 222V223H247ZM253 222V223H252ZM208 223V224H207ZM221 223V224H220ZM229 227H228V225ZM232 223V225H230ZM240 223V224H238ZM257 223V224H255ZM174 224V225H175ZM183 224V226H182ZM191 224V225H190ZM206 224V225H205ZM235 224V225H234ZM252 224V225H251ZM225 226L222 228V226ZM248 225V227H246ZM250 225V226H249ZM147 226V225H145ZM155 226V225H154ZM153 226V228H155ZM185 226H188V227H185ZM257 226V227H255ZM148 227V226H147ZM197 227V229H196ZM202 227V228H201ZM254 227V228H253ZM188 228V229H186ZM208 228V229H207ZM229 229V230H226V229ZM237 228V229H236ZM149 228H146V231L147 233L149 232V230H147ZM203 229V230H202ZM206 229V230H205ZM213 229V230H212ZM221 229V231H220ZM222 229H223V232H222ZM224 229L226 231H224ZM232 229V230H231ZM247 229V230H246ZM254 229L256 231H254ZM195 230H198V231H195ZM234 230V231H233ZM186 231V232H184ZM202 231V232H201ZM233 231V232H231ZM249 231H250V234L252 235V240L253 241H250L251 238H250V234H249ZM184 232V233H183ZM205 232V233H206ZM240 233V236H237L235 235L234 233ZM258 232V233H257ZM186 233V234H185ZM198 233V234H197ZM200 233V234H199ZM202 233V234H201ZM212 233V232H210ZM242 233V234H241ZM244 233V234H243ZM255 234V235H254ZM257 234V235H256ZM200 235V236H199ZM230 235V236H229ZM243 235V236H242ZM254 235V237H253ZM198 236V237H197ZM228 236V238H227ZM236 236V237H234ZM197 237V238H196ZM256 237V238H255ZM231 238V239H230ZM254 238V239H253ZM259 238V239H258ZM234 239H237V240H234ZM256 239V241H255ZM258 239V240H257ZM232 240V241H231ZM248 243H247V242ZM259 241V243H258ZM231 242V243H230ZM241 242V243H240ZM243 242V243H242ZM245 242V243H244ZM252 244H251V243ZM257 242V243H256ZM176 243V242H175ZM235 243V244H234ZM243 247H241L242 245ZM249 244V245H248ZM260 244V245H259ZM196 245V246H195ZM203 244H199L196 243L194 244V248L196 247L197 249L199 248V250H202L201 252H206V251H209L210 249H212V246L211 245H204L202 246ZM238 245V246H237ZM251 245V247H250ZM254 245H258L256 247H254ZM206 246V247H205ZM237 246V247H236ZM240 246V247H239ZM260 246H262L260 248ZM211 247V248H210ZM37 248V249H36ZM164 248V247H163ZM204 248V249H203ZM208 250H207V249ZM210 248V249H209ZM241 248V250H240ZM244 248V250L242 249ZM258 248V249H257ZM37 251H36V250ZM35 249L34 247L31 249V251L29 252L28 256L26 257L25 261L27 263H32V264H51L50 262H48V258L47 257H52L53 254L56 252L57 255H58V258L61 259L62 257V262L63 264L65 262H69L68 264H93L92 263V260H93V256L92 255H86L85 254H80V256L76 259V260H72V258L70 257H66L64 256L65 255V252L63 249H56L54 247H51V246H48L47 248V251L46 253L49 255L46 254V257L45 256H42V250L35 246ZM239 249V250H238ZM247 249V250H245ZM249 249V250H248ZM256 251H254V250ZM59 250V251H58ZM164 250V251H163ZM204 250V251H203ZM206 250V251H205ZM161 251V250H160ZM159 251V252H160ZM163 251V252H162ZM161 253L165 256V253H166V250L165 249H162ZM247 251V252H246ZM247 254H246V253ZM36 253V254H35ZM40 253V254H39ZM52 253V254H50ZM61 253V254H60ZM161 255V262L160 264H171L170 261H165L164 259V256ZM259 253V254H257ZM262 254V255H261ZM35 257H34V256ZM41 255V257H40ZM84 257H83V256ZM258 255V256H257ZM261 257H260V256ZM82 256V257H81ZM163 256V258H162ZM249 258H248V257ZM257 256V257H256ZM39 257V258H38ZM43 257V258H42ZM120 256L118 257H113V259H117L118 263L119 264H127V261H125L126 259H121L119 258ZM3 258V259H2ZM42 258V259H41ZM64 258V260H63ZM70 258V259H69ZM84 259V258H87V260L89 261H86V262H83V260L81 261V259ZM90 258V259H89ZM92 258V259H91ZM263 258V259H262ZM33 259V261H32ZM41 259V260H40ZM114 259V260H115ZM0 264L3 263V261H7V259H5V257L2 256V254L0 255ZM30 260V261H29ZM37 260V261H36ZM67 260V261H66ZM164 260V261H162ZM259 260V261H258ZM79 261V262H78ZM251 261V262H250ZM254 261V262H253ZM170 262V263H168ZM259 262V263H258ZM23 264V263H21ZM67 264V263H65ZM147 264H151L150 261L147 262ZM174 264H179V263H176L174 262Z\"/></svg>",
    "mask_w": 264,
    "mask_h": 264
},
{
    "label": "bare ground",
    "instance_id": "2",
    "mask_svg": "<svg viewBox=\"0 0 264 264\" xmlns=\"http://www.w3.org/2000/svg\"><path fill=\"white\" fill-rule=\"evenodd\" d=\"M107 1V0H106ZM109 1V0H108ZM113 1V0H112ZM111 1V2H112ZM116 1V0H115ZM121 1V0H119ZM118 1V2H119ZM182 0H130L129 3L133 2V8L130 12V15L128 16V19H127V24L124 25L123 28H120V25L119 27L116 26V21L115 23L116 24H112L111 26H109L110 28H108L107 25H103V27H106L110 30L111 28L114 30H111L110 32L113 31L112 34H110L109 36H107V39L109 41H128L130 38L132 39H135L134 41L137 43V45H139L140 47H148L150 45H154L153 41L154 39L156 38L157 39V36H158V39L161 35H159V31H162V30H168V29H171L173 30L175 33L177 34H182L184 33L187 28H188V18H189V10L186 9V6L190 3H187V5H183V3L181 2ZM184 1V0H183ZM195 0H193L194 2ZM197 1V0H196ZM195 1V3H196ZM205 1V0H204ZM98 2V1H97ZM102 2H105V1H102ZM101 2V3H102ZM127 2V1H126ZM192 2V3H193ZM199 2V0H198ZM197 2V4H199ZM203 2V0H202ZM207 2V0L205 1ZM209 2V1H208ZM80 3V2H79ZM99 3V2H98ZM106 3V2H105ZM109 3V2H108ZM112 3H115V2H112ZM119 3H122V6L126 5L125 4V1H124V5H123V2H119ZM118 3V4H119ZM128 3V4H129ZM186 3V2H184ZM191 3V5H192ZM210 3V2H209ZM12 4V3H11ZM53 4V3H52ZM77 3H75L74 5H76ZM83 4V3H82ZM89 4V3H88ZM85 3V6L88 5ZM111 5V3H109ZM116 4V3H115ZM115 4H112L115 6ZM128 4L126 5V7L128 6ZM201 4V2H200ZM199 4V5H200ZM207 4V3H206ZM211 4V3H210ZM249 4V3H248ZM13 5V4H12ZM15 5V4H14ZM73 5V6H74ZM90 5V4H89ZM98 5V4H97ZM101 6V4H99ZM98 5V6H99ZM105 5V4H104ZM102 5V6H104ZM106 5H108L106 3ZM111 5V6H112ZM194 5V3H193ZM196 5V4H195ZM194 5V6H195ZM203 5V4H202ZM202 5H200L202 7ZM212 5V4H211ZM256 5V4H255ZM259 5V4H258ZM262 5V3H261ZM16 6V5H15ZM72 6V7H73ZM81 6V3L80 5ZM79 6L77 8H79ZM83 6V5H82ZM84 6V7H85ZM91 6H92V1H91ZM94 6V4H93ZM96 6V4H95ZM117 6V5H116ZM206 6V5H205ZM204 6V7H205ZM247 7V5H245ZM7 7V6H6ZM8 7L11 8L12 6H10L8 4ZM52 7V6H51ZM71 7V6H70ZM69 7V9H71ZM110 6L108 5V8ZM190 6H188L189 8ZM199 7V6H198ZM197 7V8H198ZM199 7L198 9L201 10L202 8L204 7ZM210 7V6H209ZM221 7V6H220ZM244 7V6H243ZM244 8V11L245 9H247L248 7L250 8V4L247 8ZM254 7V6H253ZM8 8V9H9ZM91 8V7H90ZM94 8V7H93ZM91 8V10L93 9ZM106 8V7H105ZM107 8V9H108ZM112 8V7H111ZM114 8V9H113ZM112 9V12H114L115 10V7H113ZM118 9V7H116ZM120 9L121 6L119 7ZM130 8V6H129ZM128 8V9H129ZM195 8V7H194ZM194 8L190 9V11L194 10ZM196 8V9H197ZM224 7H221V9H223ZM256 9V7H254ZM260 8V7H259ZM263 8V7H262ZM12 9V8H11ZM81 9V8H80ZM79 9V10H80ZM83 9V8H82ZM86 9V8H84ZM88 9V7H87ZM95 9V8H94ZM94 9L92 11H94ZM98 8L96 7V10ZM117 9L115 11H117ZM127 9V10H128ZM131 9V8H130ZM207 9V8H206ZM221 9L219 8V6L217 5L216 6H211L210 7V10H211V16H216V15H219V13L221 12ZM226 9V8H225ZM229 9V8H227ZM231 9V8H230ZM241 9V8H240ZM239 9V11H240ZM251 9V8H250ZM253 9V8H252ZM261 9V8H260ZM16 10V9H15ZM31 10V9H30ZM36 10H38L36 8ZM73 10V9H72ZM77 10V12L80 14H83L82 13L83 11L80 10ZM95 10V11H96ZM103 10V8L101 9ZM111 10V9H109ZM125 11V7L123 9ZM126 10V11H127ZM204 11V9H202ZM7 11V10H6ZM3 14H5V12ZM10 11V9H9ZM35 11V9H34ZM62 11V10H61ZM87 11V10H86ZM94 11V12H95ZM119 11V9H118ZM124 11H121V12H124ZM197 12V10H195ZM230 11V10H229ZM238 11V12H239ZM241 11H243V8L241 9ZM261 11H264V10H261ZM3 12V11H2ZM10 12H13V11H10ZM15 12V11H14ZM13 12V13H14ZM36 12V11H35ZM45 12V11H44ZM70 12V10H69ZM85 12V11H84ZM93 12V13H94ZM101 12V11H100ZM105 12V11H104ZM110 11H108L109 13ZM120 12V11H119ZM118 12V15L117 17L119 16V13ZM249 12V10H248ZM9 13V12H8ZM34 13V12H33ZM40 13V12H39ZM38 13V14H39ZM74 13V12H72ZM88 13V12H87ZM103 13V11L101 12ZM106 13V12H105ZM114 13H117V12H114ZM199 13V12H197ZM202 13V12H201ZM225 15L224 17H227L226 19H228V16H226L227 14H225V10L222 11L220 14ZM227 13V12H226ZM231 13V12H230ZM252 13H256V11H252ZM262 13V12H261ZM10 14V13H9ZM36 14V13H35ZM69 14L71 13H68V16ZM100 14V13H99ZM112 15H114L113 13H111ZM126 14V12L124 13ZM128 14V13H127ZM207 14V13H206ZM240 14V12H239ZM249 14V13H248ZM13 15V14H12ZM37 15V14H36ZM43 15V13H42ZM75 16L71 17L69 20H72V24L71 27L69 28V33L75 35L76 33L78 32H81V34H86V33H89V32H96L95 30H97L99 27L96 26V24L93 22L94 20L92 18H89L86 17V16H82L80 18L77 17L76 14H73ZM92 15V13H91ZM94 15V14H93ZM97 15V14H96ZM95 15V16H96ZM104 15V14H102ZM107 14H105V17H106ZM109 15V14H108ZM123 15V14H121ZM201 15H205V12L202 13ZM210 15V13L208 14V16ZM237 15V13L234 15V18L235 16ZM243 15V14H241ZM249 15H252V14H249ZM255 15V14H254ZM252 15L251 17L253 18ZM262 15V14H260ZM5 16V15H4ZM7 16V15H6ZM35 16V15H34ZM41 16V14H40ZM72 16V15H70ZM125 16V15H124ZM231 16V15H230ZM246 16V15H244ZM243 16V17H244ZM256 16V15H255ZM3 17V15H2ZM66 17V15H65ZM85 17V18H84ZM90 17V16H89ZM99 17V16H98ZM102 17V16H100ZM104 17V16H103ZM108 17V16H107ZM116 17V19H117ZM123 17V16H121ZM192 17V16H191ZM219 17V16H217ZM233 17V16H232ZM232 17H231V20H232ZM237 17V16H236ZM257 17V16H256ZM259 17V15H258ZM68 18V17H67ZM66 18V19H67ZM96 18V17H95ZM126 18V17H125ZM221 18V16H220ZM219 18V19H220ZM234 18L232 21H234ZM242 18V17H241ZM248 18V17H247ZM246 18V19H247ZM261 18V16H260ZM259 18V19H260ZM5 19V18H4ZM4 19H0V28L5 26V27H10V26H13L14 24L17 23V19L13 18V17H9V18H6L5 20ZM101 19H105V18H101ZM107 19V18H106ZM105 19V20H106ZM115 19V20H116ZM119 19V18H118ZM117 19V20H118ZM121 19V18H120ZM216 19V18H215ZM221 19H224L223 17ZM237 19H239L237 17ZM246 19H244V23H238V21H236L237 23H233L232 26H231V37H230V33L229 34H226L227 36H229V39H227L226 41H223L222 43V40L223 39H220L221 41V44H215L217 46V51L219 52L218 54H220V56L222 58H225L226 60H228L229 62H235V64H238V65H245L247 62L245 60V56H244V50H246L245 47H247V45L249 43V41H247V36H249V33L251 32H248L249 31V28L248 25H246ZM258 19V18H257ZM255 19V21L257 20ZM264 19V17L262 18ZM122 20L124 21V19L122 18ZM236 20V19H235ZM248 20L250 21V17L248 18ZM261 20V19H260ZM100 22V19L98 20ZM108 21V20H107ZM120 20H118L119 22ZM169 21H173L174 22V25L170 26L171 24L169 23ZM191 21V19H190ZM241 21V20H240ZM254 21V19H253ZM71 23V21H68V23ZM103 22V21H102ZM122 22V21H121ZM172 22V23H173ZM108 23V22H107ZM256 22H254V24H256ZM260 23H264L263 21L260 22ZM259 23V24H260ZM65 24V23H64ZM123 23H121L122 25ZM231 24V23H230ZM251 24V23H250ZM66 25V24H65ZM68 25V24H67ZM73 25V26H72ZM258 25V23H257ZM264 25V24H263ZM64 26V25H63ZM69 26V25H68ZM123 26V25H122ZM250 26V25H249ZM255 26V25H254ZM260 26V25H258ZM262 26V25H261ZM193 27V26H192ZM192 27H189L190 29ZM66 28V27H65ZM120 28V29H119ZM263 27H261V29H263ZM101 29V28H100ZM259 29V27H258ZM104 30H107L106 28ZM103 30V31H104ZM189 30V29H188ZM67 31V33H68ZM89 31V32H88ZM100 33H102L101 31L102 30H99ZM256 31V30H255ZM254 31V32H255ZM259 31L261 32V30L259 29ZM105 32V31H104ZM103 32V33H104ZM107 32V31H106ZM109 32V31H108ZM263 32H264V29L261 33V35L263 36ZM171 33V31L169 32ZM257 33V32H256ZM91 34V33H89ZM96 34V33H95ZM107 35V33H105ZM164 34V33H163ZM176 34V36H177ZM185 34H188V32H186ZM260 34V33H259ZM100 35H103V34H100ZM170 35V34H169ZM171 35H173L171 33ZM170 35V36H171ZM191 35V34H190ZM189 35L188 38H191ZM260 35V36H261ZM175 37V34L173 35ZM172 36V37H173ZM184 36V35H183ZM251 36V35H250ZM254 36V35H253ZM256 36V35H255ZM260 36H257L258 38ZM72 37V36H71ZM74 37V36H73ZM91 37V36H90ZM97 37V36H96ZM104 37V36H103ZM102 37V38H103ZM165 37V36H164ZM171 37V38H172ZM173 37V39H174ZM178 37V36H177ZM181 37V36H180ZM88 38V37H87ZM94 38V37H93ZM99 40L102 39L100 38V36L98 37ZM185 38V36H184ZM187 38V37H186ZM195 38V37H194ZM193 38V40L195 41V39ZM252 38V37H251ZM251 38H249L248 40H250ZM106 39V40H107ZM156 39L154 42H156ZM164 39V38H163ZM168 39V38H167ZM170 39V38H169ZM177 39V38H175ZM180 39V38H178ZM192 39V38H191ZM190 39V40H191ZM225 39V38H224ZM93 40V39H92ZM98 40V39H97ZM162 40V37L161 39ZM159 40V41H160ZM165 40V39H164ZM172 40V39H170ZM190 40L187 42L190 44H193L192 42L190 43ZM107 41V43L109 42ZM117 41V43H119ZM163 41V40H162ZM168 41V40H167ZM183 41V40H182ZM218 41V40H217ZM247 41V42H246ZM251 41V40H250ZM93 42H95L93 40ZM98 42V41H97ZM96 42V43H97ZM100 44H101V40L99 41ZM98 42V43H99ZM106 42V41H105ZM166 44V40L164 41ZM173 42V41H171ZM185 42V41H184ZM115 43V42H114ZM116 43V44H117ZM122 43V42H121ZM130 43V42H129ZM162 43V42H161ZM178 42H174V45L175 47H177V50L178 46L177 45ZM181 43V45L183 44L182 42H179ZM178 43V44H179ZM106 44V43H105ZM112 44V42H111ZM123 44V43H122ZM131 44L132 43V40H131ZM158 44V43H157ZM164 44V45H166ZM246 44V46H245ZM97 45V44H96ZM109 45L108 44V48L106 49H109ZM115 45V44H114ZM121 48V44H118ZM118 45H116L118 47ZM135 47L137 46L135 43H134ZM162 45V44H161ZM169 45V43H168ZM173 45V44H172ZM171 45V46H172ZM173 45V46H174ZM82 46V45H81ZM87 45H85L86 47ZM105 46V45H104ZM107 46V45H106ZM126 46V45H125ZM122 45V47H125ZM180 46V45H179ZM80 47V46H79ZM112 47V45L110 46V48ZM114 47V46H113ZM132 47V46H130ZM138 47V46H137ZM160 47V45H159ZM166 47V46H165ZM204 47V46H203ZM207 47V46H206ZM250 47V46H249ZM253 47V46H252ZM82 48V47H80ZM87 48V47H86ZM153 48V47H152ZM151 48V49H152ZM173 48V47H172ZM182 48V47H181ZM212 48V47H211ZM118 49V48H117ZM116 49V50H117ZM123 49V48H122ZM167 49V48H166ZM174 50L176 48H173ZM172 49V50H173ZM185 49V48H184ZM248 49H251V48H248ZM78 50V49H76ZM124 50L126 49H123V54H124ZM128 50V48H127ZM149 50V49H148ZM165 50V49H164ZM202 50V48H201ZM208 50V48L206 49ZM210 50V49H209ZM208 50V51H209ZM212 50V49H211ZM216 50V49H215ZM87 51V50H86ZM90 51V50H89ZM111 51H114V48L113 50ZM119 51V50H118ZM117 51V53H118ZM153 51V49H152ZM162 51V50H161ZM160 51V52H161ZM168 51V50H167ZM180 51V50H179ZM213 51V50H212ZM211 51V52H212ZM80 52V51H79ZM77 52V53H79ZM82 52V51H81ZM85 52V51H84ZM106 52V51H105ZM108 52H110L108 50ZM107 52V53H108ZM115 52V51H114ZM112 52V53H114ZM119 52V53H121ZM127 52V51H126ZM129 52V50H128ZM132 52V51H131ZM166 52V51H165ZM176 52V51H175ZM174 52V54H175ZM188 52V50H187ZM202 52V51H200ZM203 52H207V51H204ZM88 53V52H87ZM92 53V52H91ZM130 53V52H129ZM143 53V52H142ZM141 53V55H142ZM146 53V51H145ZM144 53V54H145ZM151 53V52H150ZM185 53V52H184ZM210 53V52H209ZM208 53V55H209ZM249 53V52H248ZM73 54V53H72ZM84 54V53H83ZM86 54V53H85ZM84 54V55H85ZM148 54H149V51H148ZM156 54V53H155ZM158 54V52H157ZM182 54V53H180ZM187 54V53H186ZM212 55H214L213 53H210ZM216 54V53H215ZM88 55H90V53H88ZM99 55V54H98ZM111 55V54H110ZM122 55V54H120ZM125 55V54H124ZM127 55V54H126ZM130 55V54H129ZM128 55V56H129ZM134 55V54H133ZM132 55V56H133ZM161 55V54H160ZM172 55V54H171ZM185 55V54H184ZM203 55V54H202ZM204 55H207V53H204ZM76 56V55H75ZM80 56V55H79ZM86 56V55H85ZM95 56V55H94ZM115 56H118L115 55ZM127 56V57H128ZM135 56V55H134ZM133 56V57H134ZM178 56V55H177ZM211 56V55H209ZM218 56V55H217ZM248 56V55H247ZM77 57V56H76ZM81 57V56H80ZM91 57V56H90ZM122 56H120L121 58ZM124 57V56H123ZM122 57V58H123ZM126 57V56H125ZM132 57V58H133ZM136 57L135 56V60H136ZM179 57V56H178ZM182 57V56H181ZM187 57V55H186ZM192 57V55H191ZM196 57V56H195ZM201 57V56H200ZM214 57V56H213ZM87 58V57H86ZM96 58V56H95ZM101 58V57H100ZM121 58V59H122ZM130 58V57H129ZM153 58V56H152ZM176 58V57H175ZM198 58V57H197ZM203 58V57H202ZM218 58V57H217ZM220 58V59H222ZM80 59V58H79ZM92 59V58H91ZM103 59V58H102ZM124 59V58H123ZM122 59V61H123ZM141 59V58H140ZM148 59H151V58H148ZM195 59V58H194ZM200 59V58H199ZM207 59V57H206ZM215 59V58H213ZM258 59V58H257ZM81 60V59H80ZM94 60V58L92 59ZM120 60V59H119ZM134 60V58L132 59ZM146 60V59H145ZM154 60V58H153ZM157 60V59H156ZM154 60V61H156ZM167 60V59H166ZM205 60V59H204ZM219 60V59H218ZM218 60H214V61H218ZM223 60V59H222ZM250 60V59H249ZM249 60H247L249 62ZM253 60V59H252ZM252 60L250 62H252ZM256 60V59H254ZM82 61V60H81ZM121 61V60H120ZM139 61V60H138ZM168 61V60H167ZM171 61H173L171 59ZM180 61V60H179ZM211 61V60H209ZM207 61V62H209ZM36 62V61H34ZM80 62V61H79ZM143 62V60H142ZM149 64L152 63L150 61H148ZM159 62V61H158ZM178 62V60H177ZM176 62V63H177ZM200 62V61H199ZM202 62V60H201ZM256 62V61H255ZM258 62V61H257ZM256 62V63H257ZM85 63V61H84ZM82 63V64H84ZM94 63V62H93ZM96 63V62H95ZM104 63L106 64V62L104 61ZM116 63V62H115ZM121 63V62H120ZM141 63V62H140ZM165 63V62H163ZM187 63V62H186ZM206 64V62H204ZM219 63V61L217 62ZM221 63V62H220ZM225 63V62H224ZM227 63V62H226ZM37 64V62H36ZM79 64V63H78ZM80 65V66H83V65ZM107 64H110V63H107ZM119 64V62L117 63ZM124 64V63H123ZM154 64V63H153ZM168 64V63H167ZM175 64V63H174ZM192 64V62L190 63ZM201 64V63H200ZM203 64V63H202ZM228 64V63H227ZM248 64V63H247ZM253 64V63H252ZM261 64V63H260ZM260 64H258V66L260 67ZM35 65V64H34ZM57 65V64H56ZM121 65V64H120ZM125 65V64H124ZM147 65V63L145 64ZM144 65V66H145ZM162 65V63H161ZM164 65V64H163ZM197 65V64H195ZM226 65V64H225ZM229 65V64H228ZM257 65V64H256ZM103 66V65H102ZM109 66V65H107ZM115 66V65H114ZM113 66V67H114ZM155 66H157V64L155 65H152V69L154 68ZM168 66V65H167ZM167 66H165L167 68ZM206 66V65H205ZM253 66V65H252ZM76 67V66H74ZM92 67V66H91ZM124 68V66H122ZM148 68V65L146 66ZM145 67V69H147ZM170 67V66H169ZM196 67V66H194ZM199 67V66H198ZM203 67V66H202ZM210 67V66H209ZM229 67L231 68V66L229 65ZM236 67V65H235ZM239 67V66H238ZM249 67V66H248ZM257 68V66H255ZM258 67V68H259ZM77 68V67H76ZM80 68V67H79ZM115 68V67H114ZM121 68V67H120ZM149 68H150V65H149ZM164 68V69H166ZM190 68V67H189ZM200 68V67H199ZM206 68V67H205ZM253 68V67H252ZM257 68V69H258ZM263 67H261L260 69H262ZM21 69V68H20ZM91 69V68H90ZM112 69V68H111ZM118 69V68H117ZM129 69V68H128ZM158 69V68H157ZM180 69V67H179ZM178 69V70H179ZM182 69V68H181ZM184 69V68H183ZM196 69V68H195ZM210 69V68H209ZM220 69V67H219ZM228 69V68H227ZM244 69V68H243ZM247 69V68H246ZM250 69V68H249ZM255 69V68H254ZM259 69V70H260ZM57 70V69H55ZM139 70V69H137ZM142 70V68H141ZM156 69H154L155 71ZM163 70V68H162ZM161 70V71H162ZM175 70V69H174ZM177 70V68H176ZM197 70H199L197 68ZM196 70V71H197ZM211 70V69H210ZM229 70V69H228ZM233 71V69H231ZM264 70V68H263ZM114 71V70H113ZM116 71V70H115ZM121 71V70H120ZM119 71V72H120ZM132 71V70H131ZM146 71V70H145ZM153 71V70H151ZM159 71H160V68H159ZM160 71V72H161ZM165 71V70H163ZM181 71V70H180ZM201 71V70H200ZM204 71V70H203ZM208 71V70H207ZM226 71V70H225ZM230 71V70H229ZM242 71V69H241ZM251 71V70H250ZM250 71H248L250 73ZM257 71V70H256ZM125 72V71H124ZM136 72V70H135ZM142 72V71H141ZM149 72V71H148ZM158 72V70L156 71ZM155 72V73H156ZM177 72V71H176ZM182 72V71H181ZM188 72V70H187ZM190 72V71H189ZM192 72V71H191ZM206 73V70L204 71ZM210 72V71H209ZM240 72V71H239ZM247 72L246 75H249V73ZM254 72V71H252ZM262 71H260L261 73ZM111 73V72H110ZM121 74L123 72H120ZM128 73V72H127ZM134 73V71H133ZM137 73V72H136ZM139 73H140V70H139ZM147 73V72H146ZM152 73V72H151ZM154 73V72H153ZM159 73V72H158ZM199 73V71H198ZM231 71L228 73L230 74ZM258 73V72H257ZM120 74V76H122ZM180 74V73H179ZM185 74V73H184ZM194 74H196V72H194ZM207 74V73H206ZM205 74V75H206ZM211 74V73H210ZM254 74V73H253ZM263 72H262V76H263ZM124 75V74H123ZM127 75V74H125ZM138 75V74H137ZM150 75V73H149ZM178 75V73H177ZM181 75V74H180ZM179 75V76H180ZM191 77H192V74H190ZM199 75V74H198ZM204 75V73H203ZM227 75V74H226ZM239 75V74H238ZM261 75V74H260ZM105 75H103L104 77ZM107 76V75H106ZM105 76V77H106ZM136 76V75H135ZM140 76V75H138ZM176 76V75H175ZM174 76V77H175ZM186 76V75H185ZM200 76V75H199ZM211 76V75H209ZM208 76V77H209ZM230 77V75H228ZM242 76V75H240ZM250 76L252 77L253 75L250 74ZM258 76V75H257ZM88 77V76H87ZM101 77V78H103ZM124 77V76H123ZM134 77V76H132ZM178 77V76H177ZM190 77V76H189ZM205 77V76H204ZM203 77V78H204ZM207 77V78H208ZM246 77V76H245ZM249 77V76H248ZM111 78V77H110ZM206 78V77H205ZM231 78V77H230ZM229 78V79H230ZM239 78V77H238ZM241 79H243L242 77H240ZM240 78L237 79L235 78L234 76V79L239 80V82H242L240 81ZM105 79V78H104ZM121 79H123L121 77ZM179 79V78H178ZM182 79V78H181ZM186 79V78H185ZM192 79V78H191ZM212 79V78H211ZM228 79V77H227ZM233 78H231L232 80ZM247 79V78H246ZM249 79V78H248ZM258 79V78H256ZM88 80V79H87ZM94 80V79H93ZM196 80H198L196 78ZM195 80V81H196ZM208 80V79H206ZM218 80V78H217ZM231 80H229V82H231ZM262 80V79H261ZM259 80L260 82H263ZM98 81V80H97ZM96 81V82H97ZM193 81H194V77H193ZM226 81V79H225ZM228 81V80H227ZM234 81V80H233ZM232 81V82H233ZM244 81V79H243ZM246 81V80H245ZM258 81V80H257ZM256 81V82H257ZM84 82V81H83ZM92 82V81H91ZM173 82V81H172ZM175 82V81H174ZM173 82V83H174ZM180 82V81H179ZM178 82V83H179ZM188 82V80H187ZM186 82V83H187ZM190 82V81H189ZM192 82V80H191ZM202 82V81H201ZM205 82V80H204ZM214 82V81H213ZM250 82V81H249ZM172 83V84H173ZM200 83V82H199ZM203 83V82H202ZM206 83V82H205ZM208 83H209V80H208ZM234 83V82H233ZM236 83V82H235ZM247 83V81H246ZM246 83H244L246 85ZM176 84V83H175ZM193 84H196L193 83ZM204 84V83H203ZM240 84V83H239ZM242 84V83H241ZM257 84V83H256ZM99 85V84H98ZM202 85V84H201ZM206 85V84H205ZM211 85V84H209ZM224 86V84H222ZM221 85V86H222ZM230 86L232 85L229 84ZM252 85V83H251ZM258 85V84H257ZM184 86V84H183ZM187 86V85H186ZM185 86V87H186ZM190 86V85H189ZM227 85H225L224 87H226ZM237 86V85H236ZM249 86V85H248ZM254 86V85H253ZM256 86V85H255ZM254 86V87H255ZM259 86V85H258ZM264 87V84L262 85ZM172 87V86H171ZM196 87V86H195ZM210 87V86H209ZM223 87V88H224ZM228 87V86H227ZM234 87V86H233ZM261 87V86H260ZM125 88V87H124ZM174 88V87H173ZM176 88V87H175ZM188 88V87H187ZM191 88V87H190ZM205 88H208V85L207 87ZM204 88V89H205ZM221 88V87H220ZM229 88V87H228ZM234 88H237V87H234ZM257 88V87H256ZM108 89V88H107ZM178 89V88H177ZM181 89V88H180ZM194 89V88H193ZM203 89V88H202ZM214 89V88H213ZM227 89V88H226ZM249 88L247 87V90ZM254 89V88H253ZM106 90V89H105ZM125 90V89H124ZM183 90V89H182ZM181 90V91H182ZM191 90V89H189ZM212 90V89H211ZM234 90V89H233ZM244 90V89H243ZM246 90V91H247ZM250 90V89H249ZM259 90V89H257ZM262 89L260 88V91ZM59 91V90H58ZM215 91V90H214ZM223 91V89L221 90V92ZM226 91V90H225ZM232 90H230L231 92ZM245 91V90H244ZM126 92V91H125ZM229 92V91H228ZM229 92V93H230ZM248 92V91H247ZM263 92V90H262ZM187 93H190L187 92ZM198 93V92H197ZM210 93V92H209ZM223 93V92H222ZM227 93V91H226ZM235 94V92H233ZM259 93V92H258ZM119 94V92H118ZM124 94V93H123ZM231 94V93H230ZM245 94V93H243ZM257 94V93H256ZM264 94V93H263ZM237 95V93H236ZM258 95V94H257ZM120 96V95H119ZM233 96V95H232ZM231 96V97H232ZM246 96V95H245ZM261 97V95H258ZM263 96V95H262ZM3 97V96H2ZM70 96H6L5 98H1L0 97V110H4V114H6L7 112H13L12 116H9L10 117H0V155H2V153L4 152L2 149H6L9 145V142H12V143H15L13 144V146L15 145V148L17 147V153L18 155H20V159L15 163H12V162H5V163H0V255L2 254L3 257H5V259H7V261H3L2 264H30V263H27L25 261L26 257L28 256L29 252L31 251V249L34 247L35 249V246L39 247L42 251V256H45L46 257V251H47V248L48 246H51V247H54L56 249H63L64 252H65V255L67 258L70 257L72 258V260H76L80 254H87V255H92L93 256V260H92V263L93 264H119L117 259H113V257H118L120 256V260L123 258V259H126L125 261H127V264H147L148 261L151 262V264H160L162 263L161 262V251L162 249H165L166 250V253H165V256H164V259L165 261H170L171 264H174V262L176 263H179V264H250L248 261L245 262L243 260V257L239 255V252L237 254L236 250H234L233 246L231 248H228L227 245L228 243L226 242V238H224V234L219 232L218 231H211L209 229L210 232H204V235L202 236V238L200 239V241H196L197 239H194L192 238V236H196V232L194 233L195 235H192L193 232L191 234H189L188 236L186 235V237H184L183 235V238H181V235L182 233L181 232V229H180V225H177L175 224H172V225H168V221H170V215L168 217V221H167V218L165 217V224L162 225L160 223V221L162 222V217H160V215L162 214V212H167L170 214V209H168L165 204H163V202H160L162 201L161 198L159 200V194L161 192H168L166 193V196H168L169 194H171V188H178L179 187H183V182H184V178L181 179L180 177V180L179 181H174V177H173V181L174 182H171V181H168L167 179H164L162 178H159L157 180H155V182L152 183L151 187L144 193L148 194V196H144V193H143V190L141 191L140 190V186L138 185H132V181L128 180L130 176L128 177H125L129 183L131 182V184H129V186L131 187V189L136 193L137 191H139L140 194H138L137 196L139 197L138 199H140V195L141 196H144L145 200H142L144 199L142 197L141 201L142 203L140 202V200H138V204H141V206H143L142 209H144L143 211V215H141V213H139V211L137 212L138 214H135L133 212H126V208L125 207H122L120 205H118V203H114V196H113V189H114V186L116 188V185L114 184L115 182V178L113 176V173L112 171L113 170H116L115 168L112 170V164H113V156L115 155L114 153V150H115V147L114 146V142L113 141V129L114 127H112V120H114V115L112 113V110H111V107L113 105L114 102H112V95L110 96H94L95 99L94 101H91L90 98H92V96H84L86 99H84L85 101H80V98L79 96H74V97H70ZM117 97V95H116ZM115 97V98H116ZM174 97V96H173ZM177 97V96H175ZM180 97V96H179ZM182 97V96H181ZM209 97V96H208ZM234 97V96H233ZM237 97V96H236ZM243 97V95H242ZM252 97V96H251ZM259 97V98H260ZM264 97V96H263ZM83 98V97H82ZM113 98V99H115ZM121 98V97H120ZM127 98V97H126ZM130 98V97H129ZM183 98V97H182ZM186 98V97H185ZM185 98H183L185 100ZM195 98V97H194ZM198 98V97H196ZM195 98V99H196ZM205 98V96H204ZM224 98V97H223ZM229 98V97H228ZM250 98V97H249ZM249 98H246L249 100ZM12 99V100H11ZM125 99V98H124ZM123 99V100H124ZM179 100V98H177ZM191 99V98H190ZM194 99V100H195ZM213 99V98H212ZM211 99V100H212ZM218 99V98H217ZM222 99V98H220ZM235 99V98H234ZM238 99V98H237ZM245 99V97H244ZM243 98H241L240 100L238 99V101H241V100H244ZM252 98H250L251 100ZM256 99V98H255ZM254 99V100H255ZM262 99V98H261ZM90 100V101H89ZM100 100V102H99ZM130 101V99H128ZM188 100V99H187ZM232 100V99H231ZM253 100V101H254ZM263 100V99H262ZM196 101V100H195ZM193 101V102H195ZM199 101V100H198ZM201 101V100H200ZM205 101V100H204ZM208 101V100H207ZM214 103L215 101L212 100ZM234 101V100H233ZM261 101V100H260ZM117 104H118V101H116ZM120 102V101H119ZM122 102V100H121ZM188 102V101H187ZM203 102V101H202ZM211 102V101H210ZM229 102V101H228ZM227 102V103H228ZM263 102V101H262ZM129 103V102H128ZM178 103V102H177ZM199 103V102H198ZM205 103V102H204ZM202 103V104H204ZM207 103V102H206ZM205 103V104H206ZM213 103V104H214ZM235 102H233L232 104H234ZM261 103V102H259ZM116 104V103H115ZM123 104V103H121ZM125 104V103H124ZM127 104V103H126ZM191 104V103H190ZM217 105L215 106H218V102L216 103ZM220 104V103H219ZM238 104V103H237ZM241 104V102H240ZM246 104V103H245ZM248 104V103H247ZM251 104V103H250ZM250 104H248L247 106L251 107ZM15 105V109L14 106ZM172 105V104H171ZM209 105V104H208ZM239 105V104H238ZM121 106V105H120ZM124 106V105H123ZM129 106V105H128ZM175 106V104H174ZM192 106V105H191ZM206 106V105H205ZM204 106V107H205ZM210 106V105H209ZM213 106V107H215ZM220 106H223V105H220ZM219 106V107H220ZM231 106V105H230ZM245 106V105H244ZM253 106V105H252ZM264 106V104H263ZM116 107V106H115ZM114 107V108H115ZM208 107V106H207ZM212 107V106H210ZM237 107V106H236ZM235 107V108H236ZM127 109V107H125ZM199 108V106H198ZM217 108V107H216ZM215 108V109H216ZM223 108V107H222ZM226 108V107H225ZM252 108V107H251ZM17 109V110H16ZM208 109V108H207ZM210 109V108H209ZM218 109V108H217ZM229 109V108H228ZM238 109V108H236ZM243 109V108H242ZM241 109V110H242ZM246 109H249V108H246ZM16 110V112H15ZM177 110V109H176ZM225 110V109H224ZM230 110H233L231 109L230 107ZM229 110V111H230ZM241 110L239 113H241ZM245 110V109H244ZM259 110V109H258ZM119 111V110H118ZM125 111V110H124ZM219 111V110H218ZM226 111H228L226 109ZM249 111V110H248ZM140 112V111H139ZM207 112V110L205 111ZM204 112V113H205ZM237 112V111H236ZM245 112V111H244ZM256 112V111H255ZM15 113V115H14ZM142 113V112H141ZM203 113V114H204ZM222 113V112H221ZM225 113V111L223 112ZM228 113V112H227ZM226 113V115H227ZM231 113V111H230ZM251 113V112H250ZM254 115V111L252 112ZM259 113V112H258ZM3 114L1 113L0 111V115ZM3 114V115H4ZM145 114V113H143ZM208 114V112H207ZM232 114V113H231ZM230 114V115H231ZM237 114V113H236ZM260 114V113H259ZM117 115V114H115ZM123 115V113H122ZM128 115V114H127ZM140 116V113L138 114ZM181 115V114H180ZM221 115V114H220ZM229 115V114H228ZM249 115V114H248ZM2 116V115H1ZM125 115L121 116L122 118L124 117ZM148 115H145L144 117L147 118ZM204 116H207V115H204ZM214 116V115H213ZM222 116V115H221ZM220 116V117H221ZM224 116V115H223ZM241 117L243 116L242 114L240 115ZM264 116V115H263ZM143 117V116H141ZM140 117V118H141ZM143 117V118H144ZM211 116H209V119ZM219 117V116H218ZM219 117V118H220ZM237 117H239V115H237ZM240 117V118H241ZM255 117V116H254ZM261 117V116H260ZM117 118V117H116ZM202 118H203V115H202ZM201 118V119H202ZM128 117L126 116V118L124 119V121H127L129 122L128 120ZM148 119V118H147ZM181 119V118H180ZM200 119V118H199ZM204 119V118H203ZM206 119V118H205ZM235 119V118H233ZM246 119V118H245ZM244 119V120H245ZM264 119V118H263ZM116 120V119H115ZM119 120V119H118ZM131 120V119H130ZM207 120V119H206ZM227 120V119H226ZM249 120V119H247ZM262 121V119H260ZM139 122L140 119L138 120ZM148 121V120H146ZM202 121V120H201ZM205 121V120H204ZM209 121V120H207ZM206 121V122H207ZM213 121V120H212ZM121 122V121H120ZM123 122V121H122ZM145 122V121H144ZM143 122V123H144ZM203 122V121H202ZM201 122V124H202ZM235 122V121H234ZM233 122V123H234ZM240 122V121H239ZM248 122V121H247ZM257 122V120L255 121ZM264 122V120H263ZM116 123V122H115ZM126 123V122H124ZM137 123V122H135ZM142 123V124H143ZM210 123V122H209ZM212 123V122H211ZM232 123V121L230 122ZM251 123H252V120H251ZM260 123V122H259ZM120 124V123H119ZM127 124V123H126ZM139 124V123H137ZM245 124V123H244ZM253 124H256V123H253ZM252 124V125H253ZM263 124V123H262ZM114 125V123H113ZM135 125V124H134ZM134 125H131V126H134ZM147 125H149L147 123ZM195 125V124H194ZM206 125V124H205ZM209 125V124H208ZM225 125V124H224ZM233 126V124H230V126ZM249 126V124H247ZM128 126V125H127ZM142 126V125H141ZM197 126L196 125V129H197ZM222 126V125H221ZM227 126V125H226ZM229 126V125H228ZM227 126V127H228ZM230 126H229V129H230ZM246 126V125H245ZM264 126V124H263ZM120 127V125H119ZM124 127V126H123ZM123 127H120V128H123ZM126 127V126H125ZM123 128L125 130L127 129L126 128ZM136 127V125H135ZM199 127V126H198ZM208 127V126H207ZM205 127V128H207ZM223 127V126H222ZM227 127H223V128H227ZM236 127V126H235ZM244 127V125H242V128ZM247 127V126H246ZM252 128V126H250ZM259 127V126H258ZM258 127H255V130L257 128V131H255L256 133L259 131L258 130ZM262 127V126H260ZM259 129H262L260 128ZM117 128V127H116ZM138 128V127H137ZM136 128V129H137ZM148 128V127H147ZM201 128V126H200ZM203 128V127H202ZM233 128V127H232ZM248 128V127H247ZM254 128V126H253ZM252 128V129H253ZM122 129V130H123ZM135 129V128H132V130ZM149 129V128H148ZM209 129V128H208ZM210 132L211 131H214L211 127H210ZM222 129V128H221ZM228 129V131H229ZM245 129V128H244ZM243 129V130H244ZM115 130V129H114ZM121 129H119L120 131ZM124 130V131H125ZM130 130V129H129ZM128 130V131H129ZM131 130V131H132ZM141 130V129H140ZM220 129L218 128V131ZM237 130V129H236ZM245 130H248V129H245ZM251 130V129H249ZM129 131V132H131ZM134 131V130H133ZM142 131V130H141ZM144 131V130H143ZM196 132H198L197 130H195ZM202 131V132H201ZM205 131V130H204ZM203 130L200 129V133H203L204 132ZM227 131V132H228ZM253 131V130H252ZM261 131V130H260ZM126 132V131H125ZM124 132V133H125ZM145 132V131H144ZM220 132V131H219ZM230 132V131H229ZM241 132V131H240ZM254 132V133H255ZM264 132V131H263ZM123 133V134H124ZM127 133V132H126ZM133 133V132H131ZM206 133V132H205ZM209 134V132H207ZM214 133V132H213ZM253 134V132H248ZM145 134V133H144ZM197 134V133H196ZM212 134V132H211ZM215 134V133H214ZM219 134V133H218ZM217 132H216V135H218ZM242 134V133H241ZM118 132H117V137L118 138ZM130 135V133H129ZM128 135V136H129ZM132 135V134H131ZM221 135V134H219ZM246 135V133H245ZM256 135V134H255ZM255 135H253L254 139H255ZM259 135V134H258ZM261 135V134H260ZM260 135H259V138H260ZM263 135V134H262ZM127 136V137H128ZM141 135H139L140 137ZM146 136V135H145ZM183 136V135H182ZM197 136V135H196ZM194 135V137H196ZM207 136V135H206ZM212 135L210 136H207V137H211ZM237 136V135H236ZM239 136V135H238ZM115 137V136H114ZM121 137V136H120ZM122 137H125L122 135ZM121 137V138H122ZM185 137V136H184ZM193 137V136H192ZM193 137V138H194ZM199 137V136H198ZM202 137V136H201ZM201 137H199L198 139H200ZM213 137H217V136H213ZM226 137V136H225ZM243 137V136H242ZM249 137V136H248ZM115 138V140H116ZM129 139L130 136L128 137ZM134 138V137H133ZM192 138V139H193ZM204 138H205V135H204ZM218 138V137H217ZM216 138V139H217ZM222 138V137H221ZM221 138H218V139H221ZM224 138V137H223ZM222 138V139H223ZM229 138V137H228ZM264 138V137H263ZM261 138V139H263ZM120 139V138H119ZM123 139V138H122ZM127 139V138H126ZM125 139V140H126ZM191 139V140H192ZM197 139V138H195ZM215 139V140H216ZM227 139V137H226ZM251 139V138H250ZM253 139V138H252ZM257 139V138H256ZM121 140V139H120ZM134 140V139H133ZM144 140V139H143ZM142 140V141H143ZM186 140V139H185ZM211 140V138H210ZM213 140V139H212ZM232 140V139H231ZM242 140V139H241ZM246 140H249V139H246ZM264 140V139H263ZM190 141V139H189ZM194 141V139L192 140V142ZM203 141V140H202ZM208 141V140H207ZM224 141V139H223ZM230 141V140H229ZM254 140H252L253 142ZM127 143L128 146L129 144H133V141L132 143H129L130 141H122L121 143ZM136 142V141H135ZM134 142V143H135ZM141 142V141H140ZM180 142V141H178ZM186 142V141H185ZM196 142V141H195ZM205 144L207 143L206 141H204ZM216 142V141H215ZM221 142V141H220ZM228 142V141H227ZM232 142V141H231ZM230 142V143H231ZM257 142V141H256ZM254 142V143H256ZM120 143V141H119ZM189 143V142H188ZM187 143V144H188ZM191 143V142H190ZM210 142H208L209 144ZM234 143V142H232ZM237 143V142H236ZM243 143V142H242ZM246 143V142H245ZM251 143V142H250ZM126 144V145H127ZM180 144V143H179ZM182 144V143H181ZM198 144V142L196 143ZM200 144V143H199ZM213 144V142H212ZM216 144V143H214ZM219 144V143H218ZM222 144V142H221ZM220 144V146H222ZM252 144V143H251ZM250 144V145H251ZM142 145V144H141ZM145 146H147L146 144H144ZM190 144H188L187 146H189ZM192 145V143H191ZM246 145V144H245ZM12 145L10 147H13ZM126 148L125 145H122ZM121 146V148H122ZM127 146V147H128ZM134 146H137V144ZM134 146H132L133 148H135ZM183 146V145H182ZM181 146V147H182ZM186 146V147H187ZM196 147V145H194ZM203 146V145H202ZM215 147L218 146L217 144L214 145ZM213 146V147H214ZM230 146V145H229ZM234 146V145H233ZM254 146V145H253ZM138 147V146H137ZM149 147V146H147ZM180 147V146H179ZM184 147H185V144H184ZM199 147V146H197ZM196 147V148H197ZM201 147V145H200ZM205 147V146H204ZM210 147H212V145H210ZM208 146V148H210ZM231 147V146H230ZM229 147V148H230ZM243 147L244 149V146H241ZM246 147V146H245ZM14 148V147H13ZM11 148V149H13ZM14 148V149H15ZM118 148V146H117ZM120 148V149H121ZM144 148V146H143ZM167 148V147H166ZM165 148V149H166ZM177 148V146H176ZM188 148V147H187ZM192 147H190L191 149ZM194 148V147H193ZM193 149V150H197V149ZM228 148V149H229ZM232 148V147H231ZM235 148V146H234ZM233 148V149H234ZM238 148V146H237ZM240 148V147H239ZM249 148V147H248ZM252 148V147H251ZM262 148V147H261ZM119 149V151H120ZM127 149V148H126ZM125 149V150H126ZM130 149V148H129ZM127 149V150H129ZM138 149V148H137ZM136 149V150H137ZM158 149V148H157ZM173 149V148H171ZM183 149V148H182ZM186 149V148H185ZM202 149V147L200 148ZM212 149V148H211ZM220 149V148H219ZM246 149V148H245ZM253 149V148H252ZM124 150V149H123ZM122 150V151H123ZM133 152L135 149H132ZM150 150V149H148ZM168 150H170L168 148ZM181 150V149H180ZM204 150V149H203ZM213 150V149H212ZM212 150L209 149V151L211 152ZM217 150V149H215ZM241 150V149H240ZM257 150V149H255ZM263 150V149H262ZM2 151V152H1ZM7 150H5L6 152ZM122 151H120V153H122ZM131 151V150H129ZM127 151V152H129ZM143 151V150H141ZM140 151V152H141ZM159 151V150H158ZM157 151V153H158ZM208 151V150H207ZM206 151V152H207ZM238 151V150H237ZM252 151V150H251ZM259 151V150H257ZM255 151V152H257ZM9 152H12V151H9ZM133 152H130V154H132ZM136 152V151H135ZM149 152V151H148ZM154 152V151H153ZM164 152V151H163ZM168 152V151H167ZM172 152H175L174 149L172 150ZM171 152V155L173 154ZM184 152V150L182 151ZM188 152V151H187ZM196 152V151H195ZM198 152V150H197ZM196 152V153H197ZM202 152V151H201ZM205 152V151H203ZM202 152V153H203ZM224 152V151H223ZM234 152V150H233ZM239 152V151H238ZM254 152V151H252ZM260 152V151H259ZM263 152V151H262ZM8 153V152H7ZM120 153L116 154L117 156L120 155ZM126 153V152H125ZM166 153V152H165ZM179 153V152H178ZM181 153V152H180ZM186 153V151H185ZM195 153V154H196ZM213 153V151H212ZM219 153V151H218ZM218 153H216L218 155ZM231 153V152H230ZM245 153V151H244ZM250 153V151H249ZM129 154V156H130ZM142 154V153H141ZM145 154V151L144 153ZM154 154V153H153ZM156 154V152H155ZM162 154V153H161ZM177 154V153H175ZM174 154V155H175ZM205 154V153H203ZM202 154V155H203ZM207 154V153H206ZM211 154V153H209ZM236 154H239V153H236ZM241 154V153H240ZM254 154V153H253ZM252 154V155H253ZM4 155V154H3ZM15 155V154H14ZM124 155V154H123ZM133 155V154H132ZM131 155V157H132ZM160 156V154L158 153L155 157L157 156ZM163 155V154H162ZM168 156L170 154H167ZM185 155V154H183ZM187 155V154H186ZM198 155V156H197ZM195 155V158L196 156L197 157H201V154H197ZM200 155V156H199ZM214 155V154H212ZM224 155V154H223ZM9 156V155H8ZM13 156V155H11ZM138 156V155H137ZM158 156V157H159ZM177 156V155H176ZM188 156V155H187ZM205 155H203L204 157ZM222 156V155H221ZM235 156V155H234ZM241 156V155H240ZM251 156V155H250ZM258 156V155H256ZM1 157V156H0ZM6 157V156H5ZM10 157V156H9ZM122 157V155H121ZM128 157V156H127ZM162 157V156H161ZM164 157V155H163ZM173 157V155H172ZM178 157V156H177ZM182 157V156H181ZM184 157V156H183ZM186 157V156H185ZM208 157V156H206ZM211 157V155H210ZM217 157V156H216ZM215 157V158H216ZM243 157V156H242ZM241 157V158H242ZM255 157V155H254ZM259 157V156H258ZM263 157V156H261ZM18 158V157H17ZM116 158V157H115ZM123 158V157H122ZM122 158H120L122 160ZM125 158V156H124ZM123 158V161L125 160ZM165 158V157H164ZM187 158V157H186ZM218 158V157H217ZM222 158V157H220ZM1 159V158H0ZM13 159H15L13 157ZM131 159V158H130ZM137 160V158H135ZM153 159V158H152ZM155 159V158H154ZM171 159V157H170ZM170 159L168 160V163L170 164ZM180 159V158H179ZM236 160V158H234ZM2 160V159H1ZM134 160V159H133ZM161 160V158H160ZM175 161V157L174 159H172ZM182 160V159H181ZM190 158L188 159L187 161V164L189 162ZM198 160V159H197ZM214 160V158L212 159ZM211 160V162H212ZM216 161L218 159H215ZM246 160V158H245ZM253 160V159H251ZM259 162L261 160V158L259 159ZM263 160V159H262ZM6 161V160H5ZM16 161V159H15ZM147 161V160H146ZM155 161V160H153ZM156 161H158L156 159ZM167 161V160H166ZM170 161V162H169ZM173 161V163L175 164V162ZM194 161V160H193ZM202 161V160H200ZM1 162V161H0ZM142 162V161H141ZM160 162H163V161H160ZM179 162V160L177 161ZM176 162V163H177ZM183 162V161H182ZM192 162V161H191ZM235 162V161H234ZM241 163V159L239 161ZM243 162V161H242ZM252 162V161H251ZM257 162V163H259ZM119 163V162H118ZM123 163V162H121ZM132 163V162H131ZM140 163V161H139ZM144 163V162H143ZM150 163V162H149ZM149 163H146L147 165H150ZM153 163V162H152ZM157 163V162H156ZM159 163V161H158ZM165 163V162H164ZM186 163V162H185ZM205 163V162H204ZM237 163V161H236ZM115 164V162H114ZM138 164V163H137ZM136 164V165H137ZM163 164V163H162ZM181 164V163H180ZM183 164V163H182ZM186 164V165H187ZM191 165V163H189ZM202 164H203V161H202ZM207 164V163H205ZM239 164V163H237ZM12 165H15L16 168H13ZM121 165V164H119ZM135 165V164H134ZM141 165V163L139 164ZM172 165V164H171ZM194 165V164H193ZM192 165V166H193ZM212 165V163H211ZM220 164H218L219 166ZM257 165V164H256ZM114 166V165H113ZM138 166V165H137ZM136 166V167H137ZM143 166V165H141ZM140 166V167H141ZM167 166V165H166ZM170 166V165H169ZM176 166V165H175ZM181 166V165H179ZM214 167L216 165H213ZM211 166V167H213ZM261 166V165H259ZM19 167V169H18ZM23 168V169H20V168ZM150 167V166H149ZM205 167H208V166H205ZM213 167V168H214ZM217 167V166H216ZM215 167V168H216ZM236 167V166H235ZM239 167V166H237ZM248 167V166H247ZM258 167V166H257ZM262 167V166H261ZM259 167L258 169L261 170ZM264 167V166H263ZM181 168L183 167H180L179 171L181 170ZM185 168V166H184ZM183 168V169H184ZM189 168V166H188ZM210 168V166H209ZM212 168V169H213ZM240 168V167H239ZM250 168V167H249ZM253 168V167H251ZM13 169V170H12ZM134 169V168H132ZM137 169V168H136ZM174 169V168H173ZM172 169V170H173ZM183 169H182V173H183ZM191 169V168H190ZM202 169V168H201ZM217 169V168H216ZM215 169V170H216ZM219 169V168H218ZM243 169V168H241ZM246 169V168H244ZM248 169V168H247ZM264 169V168H263ZM262 169V170H263ZM16 170V171H15ZM121 170V169H120ZM131 170V168L129 169ZM141 170V169H140ZM144 170V169H142ZM149 170V169H148ZM171 170V169H170ZM176 170V169H175ZM178 170V169H177ZM176 170V171H177ZM203 170V169H202ZM209 169H207L208 171ZM213 170V171H215ZM254 170V169H253ZM252 170V171H253ZM118 170H116L117 172ZM133 171V170H132ZM136 171V170H135ZM185 171V170H184ZM206 171V172H207ZM211 171V169H210ZM220 171V170H219ZM247 171V175L248 174V170H245ZM251 171V170H250ZM258 171V170H257ZM172 172V171H170ZM169 172V173H170ZM191 172V171H190ZM198 172V171H197ZM200 172V171H199ZM204 172V171H202ZM240 172V170L238 171ZM244 172V171H242ZM262 172V171H261ZM260 172V173H261ZM118 173V172H117ZM121 173V172H120ZM127 173V172H126ZM130 173V172H129ZM134 173V172H133ZM140 173V172H139ZM144 173V172H143ZM152 173V171H151ZM189 173V171H188ZM193 173V172H192ZM207 173H210V172H207ZM206 173V174H207ZM217 173H218V170H217ZM220 173V172H219ZM218 173V174H219ZM254 174V172H252ZM258 173V172H257ZM264 173V172H263ZM262 173V174H263ZM131 174V173H130ZM136 175V173H134ZM141 174V173H140ZM163 174V172H162ZM168 174V173H167ZM178 174V173H177ZM180 175H182L181 173H179ZM178 174V177L180 176ZM184 174V173H183ZM197 174L196 172L194 173V175ZM200 174V173H199ZM214 174V173H213ZM216 174V173H215ZM222 174H223V171H222ZM219 175V176H222ZM244 175V173H242ZM115 175V174H114ZM120 175V174H119ZM123 175V174H122ZM128 175V174H127ZM132 175V174H131ZM138 175V174H137ZM146 175V174H145ZM187 175V174H185ZM192 175V174H191ZM205 175V174H204ZM210 175V174H208ZM207 175V176H208ZM242 175V176H243ZM177 176V175H176ZM224 176V175H223ZM226 176V175H225ZM224 176V177H225ZM241 176V175H240ZM241 176V177H242ZM256 176V175H255ZM258 176V175H257ZM119 177V176H117ZM122 177V176H121ZM134 177V176H133ZM139 177V176H138ZM153 177V176H151ZM158 177V176H157ZM156 177V178H157ZM170 177V176H169ZM185 177V176H184ZM191 177V176H190ZM194 177V176H193ZM196 177V176H195ZM194 177V178H195ZM197 177H198V174H197ZM202 177V176H201ZM210 177V176H209ZM215 178V175L213 176ZM218 177V176H217ZM223 177V178H224ZM227 177V176H226ZM245 176H243L244 178ZM248 177V176H247ZM246 177V178H247ZM114 178V179H113ZM137 178V176L135 177ZM186 178H188V176H186ZM193 178V179H194ZM205 178V177H203ZM203 178L201 180H203ZM222 178V179H223ZM120 179V178H119ZM134 179V178H133ZM191 179V178H190ZM206 179V178H205ZM204 179V180H205ZM262 179V178H261ZM114 180V181H113ZM132 180V179H131ZM136 181H138L137 179H135ZM144 180V179H143ZM153 180V178H152ZM208 180V179H207ZM206 180V181H207ZM224 180V179H223ZM222 180V181H223ZM235 180V178L233 179V181ZM251 180V179H249ZM260 180V179H259ZM117 181V179H116ZM120 181V180H119ZM118 181V183H119ZM122 181H123V178H122ZM121 181V182H122ZM125 181V180H124ZM141 181V180H140ZM146 181V180H145ZM145 181H141L142 182H145ZM199 181V180H198ZM197 179H196V183H198ZM227 181V180H226ZM231 181V179H230ZM248 181V180H247ZM255 181V180H254ZM127 182V181H126ZM139 182V181H138ZM189 182V181H188ZM194 182V180H193ZM192 182V184H193ZM201 182V181H200ZM209 182V180H208ZM236 182V181H234ZM125 183V182H124ZM122 183V187H123V184ZM140 183V182H139ZM232 183V182H231ZM251 183L253 184V182L251 181ZM114 184V185H113ZM190 184V183H189ZM202 184V183H201ZM230 184V182H229ZM125 185V184H124ZM191 185V184H190ZM215 185V184H214ZM126 188L128 187V183H126ZM193 186V185H192ZM195 186V185H194ZM200 186V185H198ZM189 187V186H187ZM186 187V189H187ZM197 188V186H195ZM194 187V188H195ZM203 187V186H202ZM201 187V188H202ZM206 187V186H205ZM208 187V186H207ZM215 187V186H214ZM71 188L73 189H77L78 192L80 191V194L79 195H73V197H67L65 196V192L69 190H72ZM125 188V187H124ZM175 188V189H176ZM180 189L181 191L183 190ZM191 187H189V190H190ZM218 188V187H217ZM128 189V188H127ZM126 189V190H127ZM207 189V188H206ZM216 189V188H215ZM219 189V188H218ZM217 189V190H218ZM76 190V191H77ZM129 190V189H128ZM131 190V191H132ZM173 190V189H172ZM179 190V191H180ZM188 190V189H187ZM193 190V189H192ZM202 190V189H201ZM205 191V189H203ZM73 191V190H72ZM121 190H119V193H120ZM132 191V193H133ZM180 191V195H181V192ZM186 191V190H185ZM184 191V192H185ZM198 190H195L194 192H196ZM203 191V192H204ZM126 192V191H125ZM170 192V193H169ZM193 193V191H191ZM200 192V191H199ZM74 194H76L77 192H75V190L73 191ZM116 193V191H115ZM118 193V194H119ZM130 193V192H129ZM173 193V192H172ZM188 193V192H187ZM190 193V194H192ZM215 193H218L215 192ZM71 194L68 192V195ZM127 194V193H125ZM164 194V193H163ZM168 194V195H167ZM179 194V193H178ZM189 193L186 195L187 197L185 198L184 195L183 196V200L184 198L191 201L192 199V196L190 195ZM202 194V193H201ZM213 194V193H211ZM210 194V195H211ZM131 195V194H130ZM129 195V198L132 196ZM205 195V194H203ZM202 195V196H203ZM207 195V193H206ZM135 196V195H134ZM136 196V197H137ZM170 196V195H169ZM168 196V197H169ZM172 196V195H171ZM176 196V195H175ZM178 196V195H177ZM196 196V195H195ZM200 196V195H199ZM122 197V196H121ZM119 197V198H121ZM124 197V196H123ZM128 198V196H126ZM126 197H124L123 199H125V201H127ZM210 196L208 195V197L206 198H209ZM222 198H224L223 196H221ZM117 198V196H116ZM118 198V199H119ZM133 198V197H131ZM166 198V197H165ZM177 198V197H176ZM181 198V196H180ZM198 198V197H197ZM200 198V197H199ZM204 198V197H203ZM202 198V199H203ZM204 199V200H207V199ZM216 198V197H215ZM122 199V200H123ZM135 199V198H134ZM164 199V197H163ZM172 199V198H171ZM178 199V198H177ZM201 199V201H202ZM214 199V198H213ZM218 199V198H217ZM216 199V200H217ZM220 199V198H219ZM120 200V199H119ZM118 200V201H119ZM129 200V199H128ZM165 200V199H164ZM170 200V199H169ZM182 200V199H181ZM182 200L183 204L184 205V201ZM200 200V199H199ZM198 200V201H199ZM210 201V199H208ZM215 200V199H214ZM215 200V201H216ZM239 200V199H238ZM242 200V199H241ZM250 200V198H249ZM131 201V200H129ZM166 201V200H165ZM164 201V202H165ZM168 201V200H167ZM214 201V202H215ZM217 201H220L221 202V199L220 200H217ZM232 201V200H231ZM240 201V200H239ZM254 203L253 201V198L252 200H250ZM117 202V201H115ZM120 202V201H119ZM124 202V201H123ZM132 202H133V199H132ZM136 202V201H135ZM180 202V201H179ZM200 202V201H199ZM203 202V201H202ZM207 202V201H205ZM204 202V203H205ZM213 202V200H212ZM224 202V201H223ZM227 202V201H226ZM243 202H245L243 200ZM248 202V200H247ZM246 202V203H247ZM122 203V202H121ZM129 202L127 201L126 202V206ZM166 203V202H165ZM169 202H167L166 204L168 205ZM175 203V202H174ZM187 203V202H186ZM185 203V204H186ZM192 203H195L194 200ZM198 203V202H197ZM196 203V204H197ZM219 203V202H217ZM225 203V202H224ZM232 203V202H231ZM124 204V203H123ZM132 203H129L128 205H130ZM137 204V205H138ZM188 204H191L190 202ZM202 204V203H201ZM207 204V203H206ZM210 204V203H209ZM207 204V206L209 205ZM215 205L216 202L214 203ZM227 204V203H225ZM239 203H237L238 205ZM249 204V203H248ZM247 204V205H248ZM213 205V206H215ZM223 205V204H222ZM243 204H239V206ZM124 206V205H123ZM131 206V205H130ZM129 206V207H130ZM171 206V205H170ZM175 206V205H174ZM180 206V205H179ZM192 206V205H190ZM204 206V205H203ZM202 206V207H203ZM206 206V205H205ZM211 206V205H210ZM212 206V207H213ZM221 206V205H220ZM226 206V205H225ZM235 206V209L236 208V205ZM245 206V205H244ZM250 206V205H249ZM248 206V207H249ZM253 206V205H252ZM128 207V208H129ZM189 207V206H188ZM201 207V205H200ZM209 207V206H208ZM227 207H228V204H227ZM241 207V206H240ZM247 207V206H246ZM247 207V208H248ZM125 208V209H124ZM133 208V207H132ZM172 208V207H170ZM179 208V207H178ZM183 208V207H182ZM181 208V209H182ZM196 208L197 206L194 208L195 211H196ZM217 208V207H215ZM221 209V207H219ZM232 208V207H231ZM234 208V207H233ZM250 208V207H249ZM192 209V207H191ZM214 209V208H213ZM220 209H214V210H219L221 211ZM223 209V208H222ZM229 209V208H228ZM234 209V210H235ZM243 209V208H242ZM252 209V208H251ZM173 210V209H172ZM185 210V208H184ZM187 210V209H186ZM185 210V211H186ZM193 210V209H192ZM200 210V209H199ZM210 210V209H208ZM207 210V211H208ZM224 210V209H223ZM239 210V209H238ZM236 210V212L238 211ZM241 210V209H240ZM246 210V209H245ZM249 210V209H247ZM253 210L254 207H253ZM252 210V212H254ZM176 211V210H175ZM206 211V212H207ZM218 211V212H219ZM244 211V210H243ZM136 212V211H135ZM145 212V213H144ZM181 212V211H180ZM194 212V210H193ZM204 212V211H203ZM212 212V211H211ZM217 212V211H216ZM223 214L224 211H221ZM226 212V211H225ZM231 212V211H229ZM239 212V211H238ZM175 213V212H174ZM179 213V212H178ZM198 213V212H197ZM215 213V212H213ZM212 213V214H213ZM231 213H235L234 211L231 212ZM241 214L243 212H240ZM246 213V212H245ZM244 213V214H245ZM123 214L127 215L126 218H133V222H129L128 225L124 226V224L122 223L121 225L118 224L116 222V219L119 218L120 216H122ZM166 214V213H165ZM176 214V213H175ZM185 214V213H184ZM187 214V213H186ZM189 214V213H188ZM187 214V217L186 219L185 218H182L180 220H186L187 221V218H188V215ZM193 214V213H192ZM199 214V213H198ZM211 214V213H210ZM209 212H208V216H210ZM220 214V213H219ZM230 214V213H229ZM250 214V212H249ZM254 214V213H253ZM179 215V214H178ZM196 215V214H195ZM195 215L193 217H195ZM201 215V214H200ZM199 215V216H200ZM203 215V213H202ZM226 215H227V212H226ZM233 215V214H232ZM237 215V214H236ZM246 215V214H245ZM251 215V214H250ZM249 215V216H250ZM176 216V215H175ZM192 216V215H191ZM197 219H193V217H190L192 218V220L190 221V224L191 225V228L188 232H191L192 229L194 228V223L196 224H200V216ZM212 216V215H211ZM223 216V215H222ZM222 216L220 217V219L222 218ZM235 216V215H234ZM242 216V215H241ZM174 217V216H173ZM239 217V216H238ZM236 217V220L237 218ZM244 217V215H243ZM123 218V217H122ZM147 219V221L145 222V219ZM180 218V217H179ZM225 218V217H224ZM233 218V216L231 217V219ZM241 218V217H239ZM238 218V219H239ZM250 218V217H249ZM248 218V219H249ZM164 219V218H163ZM217 216H212L210 219H209V225H214L216 223V226L217 223L219 221H221ZM246 219V218H245ZM121 220V219H120ZM129 220V219H128ZM177 220H178V216H177ZM227 220V219H226ZM225 220V221H226ZM234 221V219H232ZM254 220H255V217H254ZM124 221V220H123ZM173 221V220H172ZM189 221V220H188ZM244 221V220H243ZM251 221V220H250ZM253 221V220H252ZM178 222V221H177ZM185 222V221H184ZM183 222V223H184ZM202 222V220H201ZM224 222V221H223ZM257 222V221H256ZM189 223V222H188ZM206 223V222H205ZM229 223V221H228ZM227 223V225H228ZM245 223V222H244ZM248 223V222H247ZM253 223V222H252ZM184 224H187V222H185ZM208 224V223H207ZM221 224V223H220ZM240 224V223H238ZM246 224V223H245ZM257 224V223H255ZM147 225V226H145ZM155 225V226H154ZM206 225V224H205ZM232 225V223L230 224ZM235 225V224H234ZM252 225V224H251ZM153 226L155 228H153ZM183 226V224H182ZM250 226V225H249ZM185 227H188V226H185ZM225 227L224 225L222 226V228ZM229 227V225H228ZM248 227V225L246 226ZM257 227V226H255ZM146 228H149L147 230H149V232L147 233L146 231ZM202 228V227H201ZM250 228V227H248ZM254 228V227H253ZM188 229V228H186ZM197 229V227H196ZM208 229V228H207ZM237 229V228H236ZM203 230V229H202ZM213 230V229H212ZM226 230H229L228 228ZM224 229V231H226ZM232 230V229H231ZM247 230V229H246ZM257 230V229H256ZM254 229V231H256ZM195 231H198V230H195ZM221 231V229H220ZM234 231V230H233ZM231 231V232H233ZM186 232V231H184ZM183 232V233H184ZM202 232V231H201ZM222 232H223V229H222ZM258 233V232H257ZM186 234V233H185ZM198 234V233H197ZM200 234V233H199ZM202 234V233H201ZM235 235L237 236H240V233H234ZM242 234V233H241ZM244 234V233H243ZM249 234H250V231H249ZM251 235V234H250ZM255 235V234H254ZM253 235V237H254ZM257 235V234H256ZM200 236V235H199ZM230 236V235H229ZM243 236V235H242ZM198 237V236H197ZM196 237V238H197ZM236 237V236H234ZM228 238V236H227ZM237 238V237H236ZM251 240L250 241H253L252 240V235L250 236ZM256 238V237H255ZM231 239V238H230ZM254 239V238H253ZM259 239V238H258ZM257 239V240H258ZM234 240H237V239H234ZM232 241V240H231ZM256 241V239H255ZM176 242V243H175ZM247 242V241H246ZM198 243V245L201 243L203 244L202 246L204 245H211L212 246V249H210L209 251H206V252H201L202 250H199V248L197 249L196 247L194 248V244ZM231 243V242H230ZM241 243V242H240ZM243 243V242H242ZM245 243V242H244ZM248 243V242H247ZM251 243V242H250ZM257 243V242H256ZM259 243V241H258ZM235 244V243H234ZM252 244V243H251ZM242 245V244H241ZM249 245V244H248ZM260 245V244H259ZM196 246V245H195ZM230 246V244L228 245ZM238 246V245H237ZM236 246V247H237ZM258 246V245H256ZM254 245V247H256ZM164 247V248H163ZM206 247V246H205ZM240 247V246H239ZM243 247V245L241 246ZM251 247V245H250ZM259 247V246H258ZM262 246H260L261 248ZM37 249V248H36ZM35 249V250H36ZM204 249V248H203ZM207 249V248H206ZM244 250V248H242ZM258 249V248H257ZM161 250V251H160ZM208 250V249H207ZM239 250V249H238ZM241 250V248H240ZM247 250V249H245ZM249 250V249H248ZM254 250V249H253ZM37 251V250H36ZM59 251V250H58ZM160 251V252H159ZM164 251V250H163ZM162 251V252H163ZM204 251V250H203ZM256 251V250H254ZM261 252H264L259 250ZM247 252V251H246ZM245 252V253H246ZM257 253V254H259ZM36 254V253H35ZM40 254V253H39ZM52 254V253H50ZM61 254V253H60ZM247 254V253H246ZM49 255V253L47 254ZM86 255V257H87ZM262 255V254H261ZM34 256V255H33ZM83 256V255H82ZM81 256V257H82ZM162 256V258H163ZM258 256V255H257ZM256 256V257H257ZM260 256V255H259ZM264 257V254L262 255ZM35 257V256H34ZM41 257V255H40ZM63 257V256H62ZM62 257L61 259L58 258V255L57 253L55 252L53 254L52 257H47L48 258V262H50L51 264H63L62 262ZM84 257V256H83ZM246 257V256H245ZM244 257V258H245ZM248 257V256H247ZM261 257V256H260ZM39 258V257H38ZM43 258V257H42ZM41 258V259H42ZM69 258V259H70ZM249 258V257H248ZM3 259V258H2ZM40 259V260H41ZM81 261L83 260V262H86L88 261L87 258H80ZM90 259V258H89ZM92 259V258H91ZM263 259V258H262ZM64 260V258H63ZM1 261V260H0ZM30 261V260H29ZM33 261V259H32ZM37 261V260H36ZM67 261V260H66ZM164 261V260H162ZM259 261V260H258ZM262 262L264 260H261ZM71 262V261H69ZM69 262H65V263H69ZM79 262V261H78ZM89 262V261H88ZM168 262V263H170ZM251 262V261H250ZM254 262V261H253ZM64 263V264H65ZM259 263V262H258ZM32 264V263H31ZM49 264V263H48ZM83 264V263H82ZM91 264V263H90ZM261 264V263H260Z\"/></svg>",
    "mask_w": 264,
    "mask_h": 264
}]
</instances>
